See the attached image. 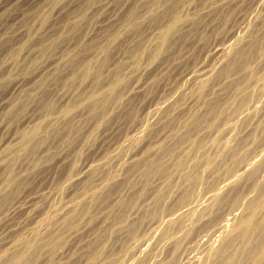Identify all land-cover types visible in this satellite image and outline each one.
Returning a JSON list of instances; mask_svg holds the SVG:
<instances>
[{"label": "rangeland", "instance_id": "rangeland-1", "mask_svg": "<svg viewBox=\"0 0 264 264\" xmlns=\"http://www.w3.org/2000/svg\"><path fill=\"white\" fill-rule=\"evenodd\" d=\"M6 1L8 2L6 4ZM26 2H24V0H0V4L6 5L4 6V8L2 9V11H0V27L2 30V33H0V57L3 61V63L0 65V81L4 79V81H7L9 83V78L8 74L9 71L10 72H14L17 75L20 76V78L23 79V82L26 81V86H24V89H33V93H34V100L29 101V104L27 105L29 107L26 108L27 111L25 110L24 112H19L16 113L17 115H15V113L12 111V107L13 104L11 105L10 102L11 100L14 98L12 96H16L18 94H21L18 92H16V90H12L15 91L14 93L12 91H10L9 88L10 87V83L8 84L7 82L5 83L3 81V87H0V98L5 96L3 101L0 100V128H2L3 132H0V139H4L6 134L8 135H12L15 136L19 133L21 126L23 127V123L25 122V120L32 118L34 115L37 116L40 113H44L45 110H47L46 115L50 116V118L52 119L50 130L52 131V129H54L55 127H61V121L63 122V120L61 119L60 114L58 112V108L60 105V103L62 102V99L64 96H68V94L71 96L72 95H76L82 92V90L84 91V89L87 86L89 87L90 90V96L89 98H85L89 99V100H81L77 103H79V105H76V117L74 119V123L77 125H80V127H75L71 133H69L68 131H65L63 129H61L59 132H56L57 136H55V138L52 139V143L51 140L46 144V146H43L44 148L40 149V152H37L35 156H37L36 158L40 157V159H38V161L36 160V158L29 156V157H24L20 159V166L17 164V168H19L20 173L22 176L27 177V184L24 183V185L19 189V191H16V193H13L14 195H11V198L15 197V199L19 196H23L20 197L22 199H24V197L27 194H30V197H27L22 205L25 206L27 204V199L30 200L32 197L33 199L36 200L35 206L33 208L35 209H29V211L27 213H22L20 212V210H17V213H14L15 218L12 219L13 221H10L11 223H17L19 219H21V216L23 219H25L26 217L30 218V215L32 213L31 216H37L35 222L37 223V225L35 224V222H33L30 227L28 226V228L26 229H22L23 231H19L18 232H10V229H7V223H6V215L9 213L8 211H6L11 203H7V202H11V198L9 201L5 202V203H1L0 200V247L3 244V241L5 238V236H10L9 239L16 237L15 235L18 234V236L16 237L17 240L23 238V237H28L29 235V229H33V228H42V230H44L45 232H48L52 229H57L60 231V229L62 230V232L64 231L62 228V224H61V220L63 219V216L68 215L69 213H67L69 211V208L72 207L74 205L73 208H77L80 209V206H82L85 203H88V205L91 206L92 210H90L91 208H89L87 211H83L82 214L78 215L77 218V223L75 225V227L71 230H65L64 233L65 235L69 236V239L72 240H68V242L66 243V245L64 244L63 248H61V250L63 249L65 251L64 255H67V261H71L73 258H79V264H91L89 261H87V253L84 251H87L88 248L91 246V244L93 243V241L95 240V237H97L98 232L104 228L107 225H113V234L110 236V238H108L106 240V248L107 249V259L105 260V263H108L109 260L111 259H118L119 262L124 263V264H133L135 263V261L137 262L138 260L143 259L147 261L146 264H150L149 262H151L153 260V262H151V264H174V263H178V264H218V261L215 259V257L212 255V253L210 252V250H206L202 247V245H196V247L198 246V248L195 247V242L196 244L199 242L197 239V236H199L198 234H201V232L203 233L207 227H209L212 222V217L214 216V212L210 209L211 204H212V195H221L225 192V190L227 189V185L229 184H233L235 181H232L231 179H229L227 181V176L225 173V168L228 165L232 164V160L230 159V155L227 152L232 145H235V141L238 139V135L240 136L243 132V134H245L247 131H252V129H256V135L254 136L255 138L250 137V141H247L248 145H245V147H243L239 152L240 154H245V152H252L256 146L258 145H262L257 152L253 153V155H250L249 157H253L254 155H258L262 149L264 148V134L261 132V128L257 127L256 124L261 122V124L264 122V80H258V81H254V82H250L249 84H247V92L249 94V100L250 104L248 107L241 109L238 112L233 113V109H232V104L234 103V101L238 100L240 98V94L239 91L237 90V88L234 87V84L231 81H235V80H241V75H243L244 73L249 72L253 67L257 66L258 69L260 70L261 75H264V68H261L260 66L264 67V48L262 49V51L259 50L258 54L256 53L253 57V59H251V61H249V63H247L245 66H243L240 71L238 72V74L236 73H232L231 77L232 78H225L221 79V77H219V70H220V66L218 62L214 61L216 60V57L212 56V52L211 49L213 48V46L215 44H217L218 42L223 41V45L227 43L226 37L228 35V33H230L232 30L236 29V38L237 41L241 40L243 41V39L245 40L247 38V36L250 34V32H255L257 34L258 31L259 34H257L258 36L261 37L262 39V43L264 47V0H175L173 2V0H139V3L136 5H132L130 8H128L132 2V0H72V2H70L71 0H63L60 3L56 4L55 6L52 7V5L50 6L47 2L48 1H52V0H25ZM31 1V2H30ZM40 1V3H39ZM77 1H79L77 3ZM82 1V2H81ZM98 1V2H97ZM113 2V6L112 2ZM142 1V2H141ZM147 1H150V3H148ZM183 3H182V2ZM206 1V3H205ZM214 1V3H213ZM239 1V2H237ZM259 1V2H258ZM13 2V4H12ZM20 2H22V4H19ZM25 4H24V3ZM43 2V3H42ZM76 2V3H75ZM97 2V3H96ZM100 2V3H99ZM110 7H109V5ZM124 2V3H122ZM153 2V3H151ZM164 2V3H163ZM168 2V3H167ZM173 2V3H172ZM196 2V3H195ZM255 2V3H254ZM34 3V4H33ZM37 3V4H36ZM68 3V4H67ZM72 3V4H71ZM74 3V4H73ZM102 3H104L106 6H108L106 8V6H102L100 7V5H103ZM126 3V4H125ZM128 3V4H127ZM155 3V4H154ZM199 3V4H198ZM231 3V4H230ZM15 4V5H14ZM39 4V5H38ZM45 4V5H44ZM62 4L61 8H59V6ZM65 4V8L63 7V5ZM96 4V5H95ZM116 4V5H115ZM123 4V6H122ZM150 4V5H149ZM220 4V5H219ZM257 4V5H256ZM259 4V5H258ZM23 5V6H22ZM69 5V6H68ZM152 5V6H151ZM177 5V7L175 6ZM182 5V6H181ZM223 5V6H222ZM240 5V7H239ZM67 6V7H66ZM75 6V7H74ZM94 6V7H93ZM98 6V7H97ZM120 6V7H119ZM151 6V7H150ZM179 6V7H178ZM200 6V7H199ZM212 6V7H211ZM219 6V7H218ZM232 6V7H231ZM9 7V8H8ZM52 7V8H51ZM63 7V8H62ZM118 7V8H117ZM126 7V8H125ZM139 7V8H138ZM149 7V9H148ZM226 7V8H225ZM230 7V8H229ZM234 7V8H233ZM86 9V14L82 13L80 15H78L77 13H81V10ZM104 8V9H103ZM115 11H113V9ZM117 8V9H116ZM121 8V9H119ZM125 8V9H124ZM169 10H168V9ZM177 8V10L182 14V23H183V31L184 34L182 33L181 35L179 34L176 38L175 42L172 43L171 45H169V47H166L163 49V51L161 50V52H157L156 54H154L155 56L150 57L149 53H151V51H153V49L155 48L156 44L158 41H156V36H153V34L150 35L151 30L155 33H157L159 31V28H157L159 26L160 23H162V21H165L168 17H169V13L171 11H174ZM180 8V9H179ZM242 8V10H241ZM60 9V10H59ZM72 9V11H71ZM94 9V10H93ZM96 9V10H95ZM112 9V10H111ZM119 9V10H118ZM124 9V10H123ZM134 9V10H133ZM202 9V10H201ZM232 9V10H231ZM5 10V11H4ZM7 10V11H6ZM55 10V12H54ZM56 10L57 13H56ZM103 10V11H102ZM106 10V12H105ZM111 10V12H110ZM118 10V11H116ZM131 10V11H130ZM13 11V12H12ZM60 11V12H59ZM95 11V14H94ZM192 11V12H191ZM212 11V12H211ZM218 11V12H217ZM232 11V12H231ZM9 12V13H8ZM21 14H20V13ZM69 16H68V14ZM77 12V13H75ZM97 12V13H96ZM99 12V14H98ZM113 12V14H112ZM121 12V13H120ZM164 12V13H163ZM202 12V13H201ZM19 13V14H17ZM48 13L49 15L46 17H43L44 14ZM51 13V14H50ZM53 13V14H52ZM56 13V16H55ZM71 13V15H70ZM73 13V14H72ZM103 13V14H101ZM109 14L106 15V14ZM120 13V14H119ZM130 13V14H129ZM134 13V14H133ZM138 13V14H137ZM159 13V14H158ZM199 13V14H198ZM211 13V14H210ZM4 14V15H3ZM6 14V15H5ZM17 14V15H16ZM37 14V15H36ZM58 14V15H57ZM84 14V15H83ZM117 14V15H116ZM129 14V15H128ZM158 14V15H157ZM227 14V15H226ZM12 15V17H11ZM24 15V16H23ZM65 15V17H64ZM78 15V17H77ZM94 15V16H93ZM103 15V16H101ZM114 15V17H113ZM122 15V16H121ZM124 15V16H123ZM157 15V16H156ZM8 16V17H6ZM14 16V18H13ZM71 16V17H70ZM85 16V17H84ZM93 16V18H92ZM96 16V18H95ZM160 16V17H159ZM15 17H18L15 18ZM43 17V18H42ZM49 20L47 21L49 23V27L47 26L48 23H46L45 18H48ZM51 17V18H50ZM53 17V18H52ZM58 17V18H57ZM83 19H82V18ZM101 18H105L106 19L109 17H111L110 21H112L111 23H117L116 25H112L111 23L104 27V28H99L102 23L104 22H97V18L100 19ZM155 17V18H154ZM206 17V18H205ZM20 18V19H19ZM71 20H70V19ZM92 18V20H91ZM95 18V19H94ZM140 18V19H139ZM154 18V19H153ZM158 18V19H157ZM203 18V19H202ZM8 19V20H5ZM10 19V20H9ZM13 19V20H12ZM17 19V20H16ZM113 19V20H112ZM215 19V20H214ZM21 20V21H20ZM53 20V21H51ZM55 20V21H54ZM73 20V22H72ZM75 20V21H74ZM81 20V21H80ZM91 20V21H90ZM154 20V21H153ZM157 20V21H156ZM201 20V21H200ZM263 20V21H262ZM3 21V23H2ZM15 21V22H14ZM44 21V22H43ZM80 21V22H78ZM88 21V22H87ZM95 21V22H94ZM119 21V23H118ZM197 21V22H196ZM206 22L207 26L204 28L202 26H204V22ZM215 21V22H214ZM11 23L9 25V23ZM13 22V23H12ZM20 22V23H19ZM54 22V23H53ZM87 22V23H86ZM122 25H120L121 23ZM152 22V23H151ZM187 22V23H186ZM190 22V23H189ZM203 24H202V23ZM212 22V23H211ZM263 22V23H262ZM51 23V24H50ZM90 23V24H89ZM93 23V24H92ZM199 23V24H198ZM201 23V24H200ZM3 24V25H2ZM5 24V26H4ZM20 24V25H18ZM39 24V25H38ZM86 24V27L85 25ZM87 24H89L87 26ZM93 26H92V25ZM95 24V25H94ZM106 24V22H105ZM38 25V27L36 26ZM73 25V26H72ZM76 25V27H75ZM92 27H91V26ZM112 25V26H111ZM162 25V24H160ZM197 25V26H196ZM198 25H200L198 27ZM202 25V26H201ZM213 25V26H212ZM237 25V26H235ZM79 26V27H78ZM116 26V27H115ZM156 26V28H155ZM188 26V27H186ZM195 26V27H194ZM209 26V27H208ZM229 26V27H228ZM243 26V27H242ZM261 26V27H260ZM15 27V28H14ZM96 27H98V30H94ZM136 27H140L141 29V33L142 35H140V37L138 36H134L136 35ZM160 27V26H159ZM193 27V28H192ZM217 27V28H216ZM8 28V29H7ZM24 28V29H23ZM27 28V29H26ZM44 28V29H43ZM48 28V29H47ZM85 28V29H84ZM88 28V29H87ZM94 28V29H93ZM157 30H155V29ZM189 28V29H188ZM192 28V29H191ZM195 28V29H194ZM238 28V29H237ZM260 30H259V29ZM23 29V30H22ZM81 29V30H80ZM97 29V28H96ZM106 29V30H105ZM187 29V30H186ZM201 29V30H199ZM204 29V30H203ZM214 29V30H213ZM258 29V31H256ZM12 32H11V31ZM16 32H15V31ZM20 32H19V31ZM27 30V31H26ZM29 30V31H28ZM74 30V31H73ZM84 30V31H83ZM86 30V31H85ZM109 30V31H108ZM191 30L192 33H191ZM239 30V31H238ZM4 31V33H3ZM91 31V33H90ZM95 31V32H94ZM97 31H100L97 33ZM197 31V32H196ZM206 31V32H205ZM215 31V32H214ZM15 32V33H14ZM31 32V33H30ZM187 32V33H186ZM194 32V33H193ZM11 33V34H10ZM21 33V34H20ZM26 35H25V34ZM48 33V35H46ZM52 33V34H51ZM54 33V34H53ZM56 33L58 35H56ZM61 33V34H60ZM86 34L85 36L83 35ZM90 34V36L88 34ZM146 33V34H145ZM149 33V34H148ZM197 33V34H196ZM239 33V34H238ZM23 34V35H22ZM36 34V35H35ZM64 34V36H63ZM95 36H93V35ZM98 34V35H97ZM105 34V35H104ZM191 34V35H190ZM18 35V36H16ZM32 35V36H31ZM41 35V36H40ZM72 35V36H71ZM81 37H80V36ZM139 35V34H138ZM148 35V36H147ZM150 35V36H149ZM263 35V38H262ZM15 36V37H13ZM47 36V37H46ZM59 36V37H58ZM67 36V37H65ZM69 36L71 39H69ZM224 36V37H223ZM4 37V38H3ZM17 37V38H16ZM24 37V38H23ZM40 37V39H39ZM43 37V38H42ZM50 37V39L48 38ZM83 37V38H82ZM239 37V38H238ZM11 38V39H9ZM13 38V39H12ZM16 38V39H15ZM20 38V40H19ZM45 38V39H44ZM56 38V40H55ZM66 38V39H65ZM74 40H73V39ZM82 38V39H80ZM85 38V39H84ZM140 38V39H139ZM29 39V40H28ZM39 39V40H38ZM48 41H47V40ZM64 39V40H63ZM90 39V40H89ZM123 39V40H122ZM223 39V40H222ZM18 40V41H17ZM26 40V43H25ZM42 40V41H41ZM52 40V41H51ZM55 40V41H54ZM72 40L70 43L69 41ZM77 40V41H76ZM83 40V41H82ZM86 42H85V41ZM140 40V41H139ZM11 41V42H10ZM66 41V43H65ZM67 41L69 43V45L67 44ZM81 41V42H80ZM89 41V43H88ZM92 41V42H91ZM108 41V42H107ZM38 42V43H36ZM40 42V44H39ZM42 42V43H41ZM47 42H52L55 45L53 47H51V51H47V53H37L38 48L41 46V44L47 43ZM62 42V43H61ZM75 42V44H74ZM84 42V44H82ZM91 42V43H90ZM143 44H141V43ZM58 43V45H57ZM63 43H65V47L63 45ZM102 43V44H100ZM19 44V45H18ZM25 45L24 48L20 54L18 55H14L13 54V50L15 51V49H17L18 47H22V45ZM73 44V45H72ZM79 44V46H78ZM136 44V45H135ZM32 45V46H31ZM35 45V46H34ZM61 45V46H60ZM63 45V46H62ZM69 47H67V46ZM76 45V46H75ZM86 45V46H85ZM144 45V46H143ZM178 45V46H177ZM233 45L234 43H230L227 46H229L228 49L226 46L227 51L225 54V60L227 59V57H229L233 51ZM30 46V47H29ZM73 46V47H71ZM78 46V47H77ZM85 46V47H84ZM89 46V47H88ZM136 46V47H135ZM15 47V48H14ZM29 47V48H28ZM34 47V48H33ZM63 47V48H62ZM76 47V48H75ZM82 47V49H81ZM14 48V49H13ZM53 48V49H52ZM57 48H60L57 49ZM62 48V49H61ZM101 48V49H100ZM134 48V49H133ZM141 48V49H140ZM26 49V50H25ZM35 49V51H34ZM68 49V50H67ZM71 49V50H70ZM76 49V50H75ZM97 49L100 50L98 51L99 54L102 55H111L110 59L116 60L115 62L119 63L116 64V67L112 69H109L107 67H105V71L103 70L98 76L94 77H90L89 79H87L86 81L85 78H83V75H80V72L82 74V63L80 62L81 59L85 56V55H89L90 57L93 56L92 53H95L97 51H95ZM112 49V50H111ZM170 49V50H169ZM30 50V51H29ZM33 52H32V51ZM63 50V51H62ZM78 50V52H76ZM90 50V51H88ZM59 51V52H57ZM65 51V52H64ZM66 51H74V53H79L78 54V58H74L72 59L71 63H67L71 57V54L66 56ZM102 51V52H101ZM32 52V53H31ZM87 52V53H86ZM101 52V53H100ZM163 52V53H162ZM175 52V53H174ZM262 52V54H261ZM7 53V54H6ZM34 53V54H33ZM57 53V54H56ZM61 53V54H60ZM62 53H64L62 55ZM86 53V54H85ZM172 53V54H171ZM10 54V55H9ZM31 54V55H30ZM47 54V55H46ZM83 54V55H82ZM94 54V55H95ZM153 54V53H152ZM8 55V56H7ZM23 55V56H22ZM35 55L34 58H32L31 60H28L30 58V56ZM46 55V56H45ZM83 57H82V56ZM127 55V56H126ZM213 57L211 58L210 57ZM43 56L45 58H43ZM52 56V57H51ZM59 56V57H58ZM60 56L61 57L60 59ZM118 56V57H117ZM11 57V58H10ZM42 57V58H41ZM68 57V58H67ZM82 57V58H80ZM113 57V58H112ZM18 58V59H17ZM21 58V59H20ZM209 60H207V59ZM7 59V60H6ZM16 59V60H15ZM48 59V60H47ZM118 59V60H117ZM174 59V60H173ZM211 59V60H210ZM215 59V60H214ZM18 60V61H17ZM34 60V61H32ZM36 60V61H35ZM39 60V61H38ZM43 60V61H42ZM54 60V61H53ZM60 60V61H58ZM68 60V61H67ZM205 60V61H204ZM213 60V61H212ZM10 61V62H8ZM13 61V62H12ZM25 61V62H24ZM38 62H42L46 63V62H54L50 67H56V69L54 71L51 72L52 75L48 76V79L46 81V85H42L40 83V77H42L41 75L43 73H46V71H43L40 75L38 74V70L35 69L34 65ZM67 61V62H66ZM162 61V62H161ZM203 61V62H202ZM207 61V62H206ZM7 64H6V63ZM57 62V63H56ZM64 62V63H63ZM75 62L77 64H75ZM110 62V61H109ZM172 62V63H170ZM205 62V63H204ZM213 64L211 68V73L213 74L210 76V74L206 77V81H208L209 84H211V88L209 89L210 91H208L206 94L210 95L211 97H207V100H209V102L211 101L212 97L213 99L217 97V95H215L216 93H214L212 91V86L213 88L220 90L219 93H221L225 99H224V106L226 111H228L227 113H229V118H226V123L222 126H220V128L217 129V131L215 132V134H219V135H223L225 138H223V143L219 146V145H215L214 141H213V137L215 136V134H211V139L210 142L208 143V145L205 147V149H208L210 152V156L213 159V164H211V166H207L205 165V159L204 158H200L198 160V163L201 164L200 167H196V173H198V175H201L202 179L199 180L200 184L197 183L198 181H195L196 179V173L193 175H188L189 173H193L191 171H189L190 168H193L195 166L196 160L197 158L192 157V158H188L187 154H182L180 161L183 163V167L181 170H177V169H172L170 170L169 174H153V178L152 176L149 180H154L155 182H162V184H164L165 180H163V176H166V180L168 182V186L170 187V191L168 193V196L166 198V206L168 207V209L166 210V206L165 209L163 211H165L163 214L167 216V213H170V211H174L175 214L178 215L179 221L177 226L174 228V234L173 236L170 238L171 240H166V238L162 239L161 238V230H157L155 229L156 225H160V226H164L165 225V216H160L156 219H152L154 218V216L149 213L148 211L145 210V208H148L147 206H150L151 204L154 205L155 201L153 202V197L151 196L154 195L153 190L151 188L148 187L147 189V195H144V197H141L139 199V202L137 204V206H133L129 207L127 210H125V212L123 213L121 211V208L119 209L118 205H119V200H121L122 196L125 195H129V193H132L133 190H135V187L133 184L135 185H141V184H145L148 180H145L144 183H142V177H143V172L145 170V166L140 165L139 168L141 170H138V172L136 171H131V180L130 183H126L125 186L123 187V189L121 190L122 192H114L111 197L109 199H107V201H105L103 203V205L101 204L100 207L96 208L94 207L93 203H94V197H98L99 194H103L107 188L109 186L112 185V183L118 181L120 182V180L122 181V179L126 180L128 178V176L130 175L128 171V165H130L131 162V155L136 152L139 148L142 149V147L144 148L142 152H140V154L138 155L140 158L144 157L145 155H147L148 153H151L155 150H157V148L161 145L164 144L163 143H158L155 144L156 142L154 141V139H156L159 134L162 135V133H166L168 134L166 137V141L171 140V138H175L177 137L179 134H181V132L183 133L186 130V122L188 119V113L191 111V109H195L194 112L197 111V113L203 112L206 108L205 105H208V101H206L203 97H201V95L199 94L201 92V90L199 89V79L194 80V77L190 75V78L187 76H184L188 71L197 69L200 67H202L201 65H206L207 63ZM213 62V63H212ZM263 62V63H262ZM12 63V64H11ZM18 63L20 64L19 66V70L23 69L24 73H21L20 71H17V66ZM81 63V65H80ZM166 63V64H165ZM170 63V64H169ZM245 63V62H244ZM10 64V66L8 65ZM60 64V65H59ZM67 64V65H66ZM75 64V65H74ZM163 64V65H162ZM165 64V65H164ZM185 64V65H184ZM8 67H7V66ZM77 65V66H76ZM159 65V66H158ZM199 65V67H198ZM12 66V67H11ZM29 66L31 67L29 69ZM61 66V68H60ZM63 66V67H62ZM170 66V67H169ZM178 66V67H177ZM207 66V65H206ZM7 67V68H6ZM15 67V68H14ZM158 67V68H157ZM162 67V68H161ZM165 67V68H164ZM189 67V68H188ZM214 67V68H213ZM217 67V69H216ZM246 67V68H245ZM2 68V69H1ZM5 68V69H4ZM27 68V69H26ZM161 71H160V69ZM164 68V69H163ZM245 68V69H244ZM261 68V69H260ZM11 69V70H10ZM15 69V70H14ZM109 69V70H108ZM202 69V68H201ZM263 69V70H262ZM6 73H5V71ZM13 70V71H12ZM28 70V71H27ZM77 70V71H75ZM79 70V71H78ZM112 70V71H111ZM122 70V71H121ZM147 70V71H146ZM165 70V71H164ZM218 70V71H216ZM246 70V72H244ZM3 71V72H2ZM31 71V74H30ZM57 71V72H56ZM109 71V72H107ZM126 71V72H125ZM143 71V72H142ZM153 71V72H152ZM242 71V72H241ZM55 72V74H53ZM60 72V73H59ZM120 73V74H124V76L127 79V82L132 80H136L138 79V83L142 84V88L140 87V90H138V92L136 90H130L129 91H125L119 96L118 94H110L109 91V87L110 85L107 86V83L111 82L112 76L114 73ZM123 72V73H122ZM151 72V73H150ZM217 72V73H216ZM4 73V74H3ZM19 73V74H18ZM57 73V74H56ZM70 73V76H69ZM75 73V74H74ZM149 73V74H148ZM23 74V75H22ZM37 75V76H36ZM58 75V76H57ZM150 75V76H149ZM152 75V76H151ZM218 77H217V76ZM7 76V77H6ZM22 76V77H21ZM26 76V77H25ZM30 76V77H28ZM36 76V77H35ZM81 76V77H80ZM100 76V77H99ZM215 76V77H213ZM52 77V78H51ZM57 77V78H56ZM69 79H68V78ZM145 77V78H144ZM31 78V79H29ZM50 78V79H49ZM135 78V79H134ZM148 78V79H147ZM152 78V79H151ZM217 78H219L217 80ZM223 78V77H222ZM28 79V80H27ZM66 79V82H65ZM79 79V80H77ZM144 79V80H143ZM191 79V80H190ZM213 79V80H212ZM75 80V81H74ZM81 80H83L82 82H80ZM147 80V82L145 81ZM193 80V81H192ZM221 80V81H220ZM224 80V82H222ZM229 80V81H228ZM143 81V82H142ZM149 81V82H148ZM190 81V82H189ZM211 81V82H210ZM215 81V82H214ZM11 82V81H10ZM60 82V83H59ZM80 82V83H79ZM89 82V83H88ZM219 82V84H218ZM257 82V83H256ZM50 83V84H49ZM56 83V84H55ZM147 83V85H146ZM152 83V84H151ZM215 83V84H214ZM225 83H228V89H226L224 91V86ZM230 83V84H229ZM236 83V82H235ZM245 82L243 81L242 86H244ZM246 83H248V81H246ZM255 83V84H254ZM35 84V85H34ZM40 84V85H39ZM82 84V85H79ZM84 84V86H83ZM89 84V85H88ZM195 84V85H194ZM213 84V85H212ZM218 84V85H216ZM261 84V85H260ZM34 85V86H33ZM54 87H53V86ZM79 85V86H78ZM173 85V86H172ZM216 85V87H215ZM224 85V86H223ZM255 85V86H254ZM50 86V87H49ZM74 86V87H73ZM77 88H76V87ZM148 86V87H147ZM189 86V87H188ZM251 86V87H250ZM33 87V88H32ZM38 87V89H37ZM62 87V88H61ZM83 87V88H82ZM93 87V88H92ZM106 87V88H105ZM108 87V88H107ZM195 87V88H194ZM250 87V88H249ZM42 88V89H41ZM61 88V89H60ZM66 88V89H65ZM99 88L101 89L99 91ZM163 88V89H162ZM60 89V90H59ZM72 89V90H71ZM74 89H75V93H74ZM82 89V90H81ZM96 89V90H95ZM143 89V90H142ZM223 89V92H222ZM80 90V91H79ZM98 90V91H97ZM147 90H148V94H147ZM9 91V92H8ZM59 91V92H57ZM65 91V92H64ZM79 91V92H78ZM97 91V92H96ZM146 91V92H144ZM164 91V92H163ZM6 92V93H5ZM22 92V91H21ZM42 92V93H41ZM57 92V93H56ZM64 92V94H62ZM67 92V93H66ZM71 92V93H70ZM100 92V93H99ZM136 92V94H134ZM143 94H141V93ZM193 92V93H192ZM212 92V93H211ZM255 92V93H254ZM17 93V94H16ZM23 93V92H22ZM74 93V94H73ZM128 95H127V94ZM139 95H138V94ZM160 95H159V94ZM3 94V95H2ZM62 94V95H61ZM92 94V95H91ZM95 94V95H94ZM152 94V95H151ZM165 94V95H164ZM192 94V95H191ZM61 95V96H60ZM126 95V96H125ZM157 95V96H156ZM159 95V97H158ZM62 98L60 99L59 98ZM66 96V97H67ZM97 96V97H105V110H104V114L102 116V118L98 121V120H94L92 119H88V112H87V105L90 104V102L92 101L93 97ZM108 96V97H107ZM114 96V97H113ZM215 96V97H214ZM9 97V98H8ZM112 97V98H111ZM137 97V98H136ZM142 97V98H141ZM161 97V98H160ZM166 97V100H164V98ZM254 97V98H253ZM12 98V99H11ZM55 98V99H54ZM58 98V99H57ZM95 98V97H94ZM118 98V99H117ZM135 100H134V99ZM154 100H153V99ZM163 98V100H162ZM202 98V99H201ZM258 100H257V99ZM117 99V100H116ZM131 99V100H130ZM180 99V100H179ZM58 100V102L56 101ZM91 100V101H90ZM116 100V101H114ZM134 100V101H133ZM158 100V101H157ZM201 100V101H200ZM204 100V101H203ZM257 102H256V101ZM142 103H141V102ZM144 101V102H143ZM152 101V102H151ZM193 101V102H192ZM198 101V103H197ZM206 101V102H205ZM4 102V103H3ZM9 102V103H6ZM50 102V103H49ZM149 104H148V103ZM186 102V103H184ZM205 102V103H203ZM6 103V104H5ZM48 103V106L47 104ZM57 103V104H56ZM82 103V104H81ZM89 103V104H88ZM129 105H128V104ZM182 103V104H181ZM197 103V104H196ZM8 104V105H7ZM33 104V106H32ZM152 104V105H151ZM181 106H180V105ZM6 105V106H5ZM174 105V106H173ZM176 105V106H175ZM191 105V106H190ZM194 105V106H193ZM256 105V106H254ZM2 106V107H1ZM12 106V107H11ZM38 106V108H37ZM58 106V108L56 107ZM132 106V107H131ZM179 106V107H178ZM190 107V108H186V107ZM193 106V107H192ZM44 107V108H42ZM178 107V108H177ZM198 107V108H197ZM205 107V108H204ZM32 108V109H31ZM135 108V109H134ZM40 109V110H39ZM51 109V110H50ZM78 109V110H77ZM131 109V110H130ZM179 109V110H178ZM181 109V110H180ZM247 109H249L247 111ZM11 110V111H9ZM28 110H31L28 112ZM127 110V111H125ZM144 110V111H143ZM146 110V111H145ZM183 110V111H182ZM188 110V111H187ZM252 110V111H251ZM259 110V111H258ZM6 114H4V112ZM34 111V112H32ZM187 111V112H186ZM246 111V112H244ZM12 112V113H11ZM27 112V113H26ZM38 112V113H37ZM58 114H56V113ZM82 112V113H81ZM130 112V113H129ZM142 112V113H141ZM184 112V113H182ZM262 112V113H261ZM30 113V115H28ZM84 113V114H83ZM245 113V114H244ZM3 114V116H2ZM18 114H20L19 117ZM22 114V115H21ZM27 114V115H26ZM80 114V115H78ZM87 114V115H86ZM231 114V115H230ZM12 115V116H11ZM24 115V117H23ZM56 115V117H55ZM59 115V116H58ZM126 115V116H125ZM174 115V116H173ZM237 115V117H236ZM263 115V117L261 116ZM18 116V117H17ZM31 116V117H30ZM79 116V117H78ZM81 116V117H80ZM85 116V117H84ZM135 116V117H134ZM149 116V117H148ZM185 118H184V117ZM243 116V117H241ZM246 118H245V117ZM250 116V117H249ZM254 116V120L251 119ZM133 117V118H132ZM9 118V119H8ZM55 118V119H54ZM60 118V119H59ZM240 118V119H239ZM245 118V119H244ZM250 118V119H249ZM257 118V119H256ZM5 119V120H4ZM8 119V120H6ZM13 119V120H12ZM21 119V120H20ZM180 119V120H179ZM238 119V120H237ZM241 119L242 123H241ZM249 119V120H248ZM258 121H256V120ZM259 119V120H258ZM80 120V121H79ZM83 120V121H81ZM116 120V121H115ZM143 121V122H140ZM252 120V121H251ZM4 121V122H3ZM22 121V123H21ZM58 121V122H57ZM113 121V122H112ZM14 122V123H13ZM19 122V123H18ZM183 122V123H182ZM239 122L241 124H239ZM18 123V124H17ZM80 123V124H79ZM141 123V124H140ZM145 123V124H143ZM235 123V124H234ZM244 123V124H243ZM249 123V124H248ZM251 123V124H250ZM20 124V125H19ZM60 124V125H59ZM139 124V125H138ZM233 124V127H232ZM255 124V126L253 127V125ZM136 125H138V127H136ZM146 125V126H145ZM167 125V126H166ZM170 125V126H168ZM230 125V126H229ZM238 125V126H237ZM242 126V128L240 126ZM244 125V126H243ZM10 126V127H9ZM15 126V127H14ZM135 126V127H134ZM143 126L144 129H143ZM250 126V127H249ZM6 127V128H5ZM9 127V128H8ZM18 127V128H17ZM74 127V126H73ZM134 127V128H133ZM140 127V128H139ZM156 127V128H155ZM236 127V128H235ZM238 127V129H237ZM253 127V128H252ZM79 130H78V129ZM138 128V129H137ZM165 128V129H164ZM170 130H169V129ZM227 128V129H226ZM245 128V129H244ZM250 128V130H249ZM11 129V130H9ZM88 129V130H87ZM125 131H124V130ZM173 129V130H172ZM236 129V130H235ZM241 129V131H239ZM8 132H7V131ZM18 130V131H17ZM79 131L78 134H74L76 133L75 131ZM127 130V131H126ZM138 130V131H137ZM172 133H168L171 132ZM233 130V131H232ZM245 130V131H243ZM12 131V132H11ZM86 133H85V132ZM119 131V132H118ZM228 131V132H227ZM231 131V134H230ZM250 131V132H251ZM259 131V132H257ZM14 132V133H13ZM123 132V133H122ZM125 132V133H124ZM142 132V133H141ZM237 132V133H236ZM240 132V133H238ZM5 133V134H4ZM12 133V134H11ZM122 133V134H121ZM150 133V134H149ZM206 133V132H205ZM233 133V134H232ZM237 135H236V134ZM252 133V132H251ZM251 133L249 134H245L246 136L251 135ZM260 133V134H259ZM4 134V135H3ZM113 134V135H112ZM204 134V133H203ZM203 134H201L200 136H202ZM68 135V137H67ZM124 135V136H123ZM156 135V136H155ZM82 136V137H81ZM119 136V137H118ZM259 136V137H258ZM4 137V138H2ZM118 137V138H117ZM123 137V138H122ZM149 137V138H148ZM155 137V138H154ZM116 138V139H115ZM122 138V139H121ZM127 138V139H126ZM236 140H235V139ZM100 139V140H99ZM120 139V140H119ZM252 139V140H251ZM0 140V141H1ZM57 140V141H56ZM67 140V141H66ZM97 140V141H96ZM104 142H103V141ZM146 140V141H145ZM235 140V141H234ZM54 141H56L54 143ZM95 141V143H94ZM145 141V142H144ZM148 141V142H147ZM213 141V142H212ZM59 142V143H58ZM112 142V143H111ZM120 142V143H119ZM151 142V143H149ZM62 143V144H60ZM102 143V146L100 145ZM110 143V144H109ZM131 143V144H130ZM144 143V145H143ZM228 143V145H227ZM59 144V145H58ZM93 146H90L92 145ZM95 144V145H94ZM150 144V145H149ZM155 144V145H154ZM190 144V143H189ZM50 145V146H49ZM56 145V146H54ZM63 145V146H62ZM89 145V147H88ZM120 145V146H119ZM148 145V146H147ZM153 145V146H151ZM184 145V144H183ZM186 146H188V144H185ZM59 146V148H58ZM99 146V147H98ZM111 146V147H110ZM126 146V147H125ZM227 146V147H226ZM7 147V146H6ZM6 147H1L0 148V158H2V162L0 160V199H1V194L4 191L5 185H6V181H3V177L4 175H2L1 172V168H2V163L9 158V149ZM47 147L50 149L47 150ZM54 147V148H53ZM56 147V148H55ZM105 147V148H104ZM113 147V148H112ZM150 147V148H149ZM208 147V148H207ZM224 149H223V148ZM3 148V149H2ZM52 148V149H51ZM61 148V150H60ZM94 148V149H93ZM103 148V150H102ZM109 148V149H106ZM117 148V149H116ZM149 148V149H147ZM262 148V149H261ZM47 151H45V150ZM58 149V150H57ZM85 149V150H84ZM87 149V151H86ZM135 149V150H134ZM152 149V150H151ZM179 149H182V147L180 148V146L177 148L176 152H179ZM55 150V151H52ZM64 150V151H63ZM89 150V151H88ZM97 150V151H96ZM108 150V151H107ZM120 150V151H119ZM148 150V151H147ZM75 151V152H74ZM94 151V152H92ZM100 153H99V152ZM105 153H104V152ZM203 151V148L199 151H197L196 153L199 155L201 152ZM264 151V149H263ZM54 152V153H52ZM56 152V153H55ZM61 152V153H60ZM64 152V153H63ZM77 152V153H76ZM130 154H128V153ZM199 152V153H198ZM45 153V154H44ZM66 153V154H65ZM89 153V155L87 154ZM92 153V154H90ZM99 153V154H98ZM264 152H262L259 158V156H257L255 165L258 164V162H262L263 158H264ZM11 154V153H10ZM48 154H52L51 159L45 158ZM56 157H55V155ZM65 154V155H62ZM73 154V155H71ZM75 154V155H74ZM94 154V155H93ZM103 160L102 163L105 164V166L103 167L102 171H100L98 173L97 176H93V178L89 177L88 180L90 181L91 185L86 186L82 183V185H80V183H73L72 181V177L75 176L73 174H76L79 169H81V165H83V163L85 164V162L89 159L92 158H96L99 155L103 156ZM44 157H43V156ZM54 155V156H53ZM59 157H58V156ZM71 155V156H70ZM88 155V156H87ZM98 155V156H97ZM122 155V156H120ZM126 155V157H125ZM7 156V157H6ZM42 156V157H41ZM68 156V157H67ZM119 156V157H118ZM124 156V157H123ZM32 157V158H31ZM55 157V158H54ZM67 157V158H66ZM70 157V158H69ZM108 157V158H107ZM138 157V158H139ZM60 158V159H59ZM72 158V159H71ZM87 158V160H86ZM112 158V160H110ZM170 156L167 155L166 159H163V162L165 164L169 163V162H173L171 160H169ZM215 158V159H214ZM223 158V159H222ZM26 159V160H25ZM32 159V160H31ZM55 159V160H54ZM67 159V160H65ZM74 159V162H72ZM85 159V160H84ZM129 159V160H127ZM30 160V162H29ZM53 160V161H51ZM61 160V162H60ZM221 160H225V162L227 163L226 166L222 167L221 170H219L218 172H211V168L212 166L218 164ZM23 161V162H22ZM25 161V162H24ZM28 161V162H27ZM44 161V162H43ZM51 161V162H50ZM63 161V162H62ZM113 161V162H112ZM33 162V163H31ZM42 162V163H41ZM57 162V163H56ZM35 163V164H34ZM47 163V164H46ZM52 163V164H50ZM60 163V164H59ZM65 163V165L63 164ZM194 163V164H193ZM22 164V165H21ZM28 164V165H27ZM42 164V165H41ZM59 164V165H57ZM63 164V166H62ZM73 164V165H72ZM81 164V165H80ZM117 164V166H116ZM124 164V165H123ZM128 164V165H127ZM25 165V167H24ZM31 165V166H30ZM48 165V166H45ZM53 165V166H52ZM67 165V166H66ZM187 165V166H186ZM233 165V164H232ZM33 166V167H32ZM35 166V167H34ZM56 166V168H55ZM70 166V169H69ZM110 166V167H109ZM127 166V167H126ZM142 166V167H141ZM28 167V168H26ZM40 167V168H39ZM44 167V168H43ZM48 167V168H46ZM54 167V168H53ZM62 167V168H61ZM68 167V169H67ZM78 167V168H77ZM107 167V168H106ZM25 168V169H24ZM35 168V169H33ZM43 168V169H42ZM53 168V169H52ZM65 168V169H64ZM189 168V169H188ZM40 169V172H39ZM48 169V170H46ZM60 169V170H59ZM64 169V170H63ZM67 169V170H66ZM251 169V166H250ZM32 170V171H31ZM63 170V172H62ZM66 170V172H65ZM69 170V171H68ZM73 170V171H72ZM105 170V171H104ZM210 170V171H209ZM47 171V172H46ZM52 171V172H51ZM130 171V170H129ZM141 171V172H139ZM183 171V172H182ZM185 171V172H184ZM187 171V172H186ZM75 172V173H73ZM109 172V174L107 173ZM124 172V173H123ZM126 172V174H125ZM209 172V173H207ZM225 174H224V173ZM23 173V174H22ZM37 173V174H36ZM61 175H60V174ZM107 173V174H106ZM122 173V174H121ZM128 173V175H127ZM134 173H136L134 175ZM54 174V175H53ZM68 178H67V176ZM100 174V176H99ZM125 174V175H124ZM140 176H139V175ZM208 174V176H206ZM244 174V173H243ZM56 175V177H54ZM106 178H105V176ZM115 175V176H114ZM118 175V176H117ZM122 175V176H121ZM187 175V176H186ZM203 175V176H202ZM221 175V176H220ZM30 176V177H29ZM39 176V177H38ZM42 176V177H41ZM49 176V177H48ZM59 176V177H57ZM67 179H64L63 177ZM242 174H239L237 177H235V180H238L239 177H241ZM98 177V179H97ZM121 177V178H120ZM208 177V178H207ZM211 177V178H210ZM219 177V179H217ZM244 177V175H243ZM242 177V178H243ZM109 178H112L109 179ZM116 178V179H115ZM137 178V179H136ZM158 178V179H157ZM161 178V179H159ZM49 179V180H48ZM64 179V180H63ZM157 179V180H156ZM206 179H210L207 180ZM217 179V180H216ZM261 179V178H260ZM264 179V176L262 177L261 180ZM47 180V181H46ZM53 180V181H52ZM60 183H58L57 181ZM96 180V181H95ZM161 180V181H160ZM185 180L188 181L187 185H189L192 181H195L194 186L196 185L197 187L193 188L192 193H190L188 196L181 198V202L180 200L177 198L179 196V193L182 192L183 187L185 186ZM56 181V182H55ZM67 181V182H66ZM93 181V182H92ZM102 181V182H101ZM133 181V183H132ZM139 181L141 183H139ZM175 181V182H174ZM204 181V182H203ZM211 181V184L209 183ZM47 182V183H46ZM74 185L72 187V184ZM51 183V184H50ZM58 183V184H56ZM132 183V184H131ZM26 184V185H25ZM43 184V185H42ZM130 184V187H129ZM202 184V185H201ZM207 184V185H206ZM210 184V187L208 186ZM2 185V186H1ZM42 185V186H41ZM47 185V186H46ZM78 185V186H77ZM99 185V186H98ZM103 185V186H102ZM128 185V186H127ZM133 185V186H132ZM199 185V186H198ZM71 186V187H70ZM80 186V187H79ZM95 187V189H93L92 187ZM107 186V187H106ZM132 186V187H131ZM202 186V187H201ZM207 186L209 187L208 189ZM215 186V187H214ZM249 184L246 185L245 187V192L247 191V188L249 189V195L251 194L252 196L255 195L256 191H254V188L250 186L249 188ZM44 187V188H43ZM47 189H46V188ZM53 190H51L50 189ZM53 187V188H52ZM69 187V188H68ZM83 187V188H82ZM85 187V188H84ZM104 187V188H103ZM128 187V188H127ZM201 187V188H200ZM213 187V188H212ZM38 188V189H37ZM41 188V189H40ZM76 190H75V189ZM80 188V189H79ZM89 190H87V189ZM132 188V190H131ZM134 188V189H133ZM180 188V189H179ZM197 188V189H196ZM224 188V189H223ZM24 189V190H23ZM44 189V190H43ZM70 189V190H69ZM86 189V190H85ZM104 189V190H103ZM182 189V190H181ZM200 189V190H199ZM218 189V191H217ZM32 190V191H31ZM36 190V191H35ZM41 192H39V191ZM56 190V191H55ZM69 190V191H68ZM90 190H92L90 192ZM129 190V191H128ZM181 190V192H180ZM196 190V191H195ZM205 190V191H204ZM49 191V192H48ZM58 191V192H57ZM66 191V192H65ZM88 193H87V192ZM126 191V193H124ZM132 191V192H131ZM149 191V192H148ZM152 191V192H151ZM200 191V192H199ZM203 191V192H202ZM214 191V192H213ZM223 191V192H222ZM37 192V193H36ZM39 192V193H38ZM72 192V193H71ZM78 192V193H77ZM83 192V193H80ZM162 192V191H161ZM196 192V193H195ZM211 194H209V193ZM216 192V193H215ZM43 193V194H42ZM46 193V194H45ZM61 193V195H59ZM65 193V194H64ZM94 193V194H93ZM99 193V194H98ZM117 193V194H116ZM144 192L141 191V193L139 194L142 195ZM151 193V194H150ZM163 193V192H162ZM188 193V192H187ZM25 194V195H24ZM41 196H40V195ZM57 196L56 199L53 196ZM83 194V195H82ZM90 194V195H89ZM116 194V195H115ZM172 194V195H171ZM184 194V193H183ZM182 194V195H183ZM207 194V195H206ZM17 195V197H16ZM32 195V196H31ZM44 195V198H42ZM49 195V196H48ZM71 195V196H70ZM82 195V196H81ZM93 198H92V196ZM99 195V196H101ZM118 195V196H117ZM171 195V196H170ZM201 195V196H200ZM250 195V196H251ZM47 198H46V197ZM52 196V197H51ZM117 196V197H116ZM208 196V197H207ZM67 197V198H66ZM75 197V198H74ZM81 197V198H80ZM87 197V198H86ZM89 197V198H88ZM120 197V198H118ZM39 198V199H37ZM41 198V200H40ZM53 198V199H51ZM69 198V199H68ZM74 198V199H73ZM117 198V199H116ZM42 199L45 201L42 202ZM53 200L50 201L49 200ZM56 201H55V200ZM58 199V200H57ZM61 199V200H59ZM65 199V200H64ZM205 199V200H204ZM67 200V201H66ZM110 200L112 202H110ZM118 202H117V201ZM148 200V201H147ZM208 200V201H207ZM247 198H243V200L233 206L232 208H230L228 211L230 212V210H234V212L237 214V216H240L244 211V208L246 206V201ZM47 201V202H46ZM84 201V203H83ZM86 201V202H85ZM245 201V202H244ZM41 202V203H39ZM54 202V203H53ZM67 202V203H66ZM117 202V203H116ZM64 203V204H63ZM70 205H69V204ZM73 203V204H72ZM82 203V204H81ZM111 207H110V204ZM141 203V204H140ZM147 203V204H146ZM168 203V204H167ZM208 203V204H206ZM10 204V205H9ZM45 204V205H44ZM56 204V205H55ZM68 204V205H67ZM105 204V205H104ZM107 204V205H106ZM150 204V205H149ZM184 204V205H183ZM7 207H6V206ZM9 205V206H8ZM37 205H38V210H37ZM44 205V206H43ZM115 205V206H114ZM152 205V207H153ZM178 205V206H177ZM205 205V206H204ZM49 206V207H48ZM62 206V207H61ZM64 206V208H63ZM117 206V207H116ZM41 207V208H40ZM47 207V208H46ZM105 209H104V208ZM140 207V208H139ZM239 207V208H238ZM244 207V208H243ZM96 208V209H94ZM101 208V209H99ZM139 208V209H138ZM172 208V210H171ZM198 208V209H196ZM202 208V209H201ZM206 208H209V211H207V213L205 212L204 215L205 217L202 218L201 220H199L200 222L195 221L197 218V215L202 212V210L204 211ZM242 208V209H241ZM41 209V210H40ZM63 209V210H62ZM67 209V210H66ZM108 209V210H107ZM118 209V211H117ZM143 209V210H141ZM170 209V210H169ZM176 209V210H175ZM195 209V210H194ZM58 210V211H56ZM66 210V211H65ZM102 210V211H101ZM111 210V211H110ZM137 210V211H135ZM141 210V211H140ZM169 210V212H168ZM197 210V212H196ZM240 210V212H239ZM19 211V212H18ZM35 211V213H34ZM42 211V212H41ZM54 211V212H53ZM62 211V212H59ZM65 211V212H64ZM93 211V212H92ZM98 211V212H97ZM100 211V212H99ZM107 211H108V215H107ZM117 211V212H116ZM130 211V214H129ZM145 211V212H144ZM200 211V212H198ZM6 212V213H5ZM31 212V213H29ZM41 212V213H39ZM104 212V213H102ZM115 212L117 214H115ZM119 212V213H118ZM140 212V213H139ZM144 212V213H141ZM167 212V213H166ZM19 213V214H18ZM39 213V214H38ZM93 213V214H92ZM96 213V214H95ZM101 215H99V214ZM114 213V214H113ZM121 213V215L119 216V214ZM135 213V214H133ZM198 213V214H197ZM239 213V214H238ZM1 214H3L1 216ZM16 214V215H15ZM22 214V215H20ZM35 214V215H34ZM63 214V215H61ZM112 214V217H111ZM132 214V215H131ZM141 216V223L138 228V232L136 233V236L133 235H129L127 230L124 231L125 227L124 226H128V223L131 224L130 220L132 218H137L140 215ZM144 214V216H143ZM18 215V216H17ZM53 215V216H52ZM56 215V216H55ZM59 215V216H58ZM88 215L90 217H88ZM92 215V216H91ZM96 217H95V216ZM105 215V216H104ZM116 215V216H115ZM118 215V216H117ZM130 215V216H129ZM150 217H149V216ZM185 215V216H184ZM188 215V216H187ZM80 216V217H79ZM94 216V217H93ZM97 216L99 217L97 220ZM102 216V217H101ZM104 216V217H103ZM147 216V217H146ZM19 217V219H18ZM48 217H52L53 222L49 221V219H47ZM60 217V218H59ZM82 217V218H81ZM87 217V218H86ZM108 217V218H107ZM110 217V218H109ZM116 217V218H115ZM118 217V218H117ZM120 217V218H119ZM163 217V218H162ZM33 218V220H34ZM101 218V219H100ZM107 218V219H106ZM112 218V219H111ZM126 218L128 220H126ZM182 218V219H180ZM17 219V220H16ZM55 219L57 220V222L55 221ZM61 219V220H60ZM87 219V220H85ZM92 219V220H91ZM195 219V220H194ZM208 219V220H207ZM52 220V219H50ZM60 220V221H59ZM80 220V221H79ZM94 220V221H93ZM97 220V221H96ZM103 220V221H101ZM112 220V221H111ZM118 222H116V221ZM152 220V221H151ZM154 220V221H153ZM164 220V221H163ZM192 220V221H190ZM15 221V222H14ZM42 221V222H41ZM86 221V222H85ZM93 221V222H92ZM100 221V222H99ZM110 221V222H109ZM122 221V222H119ZM188 221V222H187ZM190 221V222H189ZM205 221L207 223H205ZM9 222V223H10ZM47 222V224H46ZM99 222V223H98ZM101 222L103 224H101ZM110 224H107V223ZM113 222V223H112ZM155 222V223H154ZM4 223V224H3ZM55 223V228H54V224ZM83 223V224H82ZM92 223V224H90ZM112 223V224H111ZM117 223V224H116ZM119 223V224H118ZM145 223L147 225H145ZM150 223V224H149ZM167 223V222H166ZM230 224L227 225L229 230L232 227L231 222H229ZM81 226H80V225ZM85 224V225H84ZM182 224V225H181ZM201 224V226L199 225ZM226 224V221H225ZM3 225V226H1ZM83 225V226H82ZM94 225V227H93ZM105 225V226H104ZM152 225V227L150 226ZM187 227H185V226ZM190 225V226H189ZM199 225V226H198ZM53 226V227H52ZM61 226V227H59ZM99 226V228L97 227ZM146 226V227H145ZM181 226V227H180ZM198 226V227H197ZM4 227V228H3ZM78 229H77V228ZM82 229H81V228ZM90 227V228H89ZM122 227V228H121ZM149 227V229H148ZM193 227V228H192ZM206 227V228H205ZM6 228V230H4ZM47 228V229H46ZM86 228V229H85ZM89 228V229H87ZM101 228V229H100ZM119 229L118 231H115L117 229ZM124 228V229H123ZM146 230H145V229ZM179 228V229H178ZM181 228V230H180ZM183 228V229H182ZM197 228V229H196ZM200 230H199V229ZM77 229V230H76ZM95 232H94V230ZM122 231H121V230ZM202 229V230H201ZM76 230V232H74ZM85 230V231H84ZM92 230V231H91ZM150 230V231H149ZM197 230V231H195ZM67 231V232H66ZM78 231V233H77ZM83 234H82V232ZM90 231V232H87ZM115 231V232H114ZM144 231V232H143ZM189 231V235L192 236V238H188L182 241L181 245L175 249L173 242L175 241V239L182 237L183 234L187 233ZM2 232H6V233H2ZM8 232V234H7ZM9 232L11 233V235L9 234ZM43 232V233H45ZM74 232V234H72ZM86 232V233H84ZM119 232V233H117ZM141 232V233H140ZM160 234H159V233ZM191 232V233H190ZM194 232V233H193ZM3 235H2V234ZM23 233V235H22ZM93 233V234H92ZM150 233V234H149ZM152 233V234H151ZM158 233V234H157ZM86 234V235H85ZM180 236H177V235ZM193 234V235H192ZM25 235V236H24ZM73 235V236H72ZM88 235V236H87ZM91 235V236H90ZM93 235V236H92ZM118 235V236H117ZM139 235V236H138ZM146 235V236H145ZM157 235V236H156ZM188 235V236H189ZM67 236V237H68ZM90 236V237H89ZM120 236V237H119ZM148 236V237H147ZM159 236V237H158ZM215 236V235H214ZM220 234L218 233L216 235V238L212 237L213 239H215L213 241V239H210V248H216L218 247L219 243L222 242L223 238L222 236L219 237ZM21 237V238H20ZM127 237V238H126ZM130 237V240H129ZM135 237V238H134ZM153 237H157V238H153ZM185 237V236H184ZM219 237V238H218ZM79 238V240L77 239ZM88 238V239H87ZM92 238V240H91ZM94 238V239H93ZM124 238V239H123ZM74 239V240H73ZM82 239V240H81ZM153 239V240H152ZM162 239V240H161ZM197 239V240H196ZM149 240V241H147ZM156 243H155V241ZM161 242H160V241ZM174 240V241H173ZM192 240L193 241V245H192ZM215 242V243H211ZM16 241V240H15ZM78 241V243L76 242ZM146 241L148 243H146ZM152 241V242H151ZM158 241V242H157ZM83 242V243H81ZM86 242V243H85ZM142 242H145L147 247L144 246L145 250H143V248L140 250L139 246L142 244ZM191 242V244H190ZM218 242V243H217ZM74 244V245H70ZM77 243V244H76ZM111 243H113L111 245ZM152 243V244H151ZM170 243V244H168ZM186 243V244H185ZM217 243V244H216ZM69 244V245H68ZM82 244V245H81ZM84 244V246H83ZM109 244V245H108ZM154 244V246H153ZM189 244V245H188ZM199 244H201L199 242ZM221 244V243H220ZM68 245V246H67ZM77 245V246H76ZM81 245V246H80ZM124 245V246H123ZM149 245V246H148ZM152 245V246H150ZM158 245V246H157ZM168 245V246H167ZM170 245V246H169ZM172 245V246H171ZM188 245V246H185ZM214 245V246H213ZM70 246V247H69ZM72 246V248H71ZM89 246V247H88ZM164 246V247H163ZM191 246V248H190ZM80 247V248H78ZM112 247V249H110ZM152 249H150V248ZM166 247V248H165ZM173 247V248H172ZM183 247V248H182ZM195 247V248H193ZM66 248V249H65ZM81 248H83L81 250ZM171 253H169L167 251ZM187 248V249H186ZM192 249V250H189ZM200 248V249H199ZM203 248V250H202ZM72 249L74 252H72ZM85 249V250H84ZM116 249V251H115ZM154 249V250H153ZM182 249V250H181ZM59 249V252L61 251ZM62 250V251H63ZM70 253H69V251ZM78 250V251H77ZM110 250V252H108ZM113 250V251H112ZM182 252H181V251ZM188 250V251H186ZM199 252H198V251ZM63 251V252H64ZM68 251V252H67ZM82 251V252H81ZM136 251V252H135ZM149 251V252H148ZM195 253V254H193ZM197 251V252H196ZM63 252H60L61 254H63ZM76 252V253H75ZM79 252V253H78ZM113 252V253H112ZM139 252V253H138ZM185 252V253H184ZM209 254H208V253ZM69 253V254H68ZM74 253V254H73ZM84 253V254H83ZM126 253V254H124ZM144 253V254H143ZM149 255H148V254ZM173 253V254H172ZM179 254L178 256H176L177 254ZM183 253V254H182ZM192 253V255L190 256V254ZM204 253V254H202ZM0 259L2 257V253H0ZM76 254H78V256H76ZM109 254V255H108ZM117 254V255H116ZM130 256H129V255ZM136 254V255H134ZM185 254V255H184ZM198 254V255H197ZM45 255V256H44ZM44 254L40 257L41 260H36L34 264H53V261L51 262V260H48V255ZM72 255V257H71ZM81 255V256H80ZM171 255V256H170ZM189 255V256H188ZM201 255V256H200ZM208 255V256H207ZM210 255V256H209ZM85 256V257H83ZM145 256V257H144ZM167 256V257H166ZM175 258H174V257ZM180 256V257H179ZM199 256V257H198ZM213 258H212V257ZM43 257L44 260L42 259ZM70 257V258H69ZM155 257V258H154ZM182 257V258H181ZM187 257V258H186ZM194 257V258H193ZM38 258V259H40ZM75 258V259H76ZM83 258V259H82ZM150 258V259H149ZM164 258V259H163ZM173 258V259H172ZM178 260H177V259ZM180 258V259H179ZM210 260H209V259ZM46 259V260H45ZM71 259V260H70ZM74 259V260H75ZM130 259V260H129ZM160 259V260H159ZM169 259L171 260V262H169ZM185 259V260H184ZM188 259V260H187ZM205 259V260H204ZM66 259H63L62 263H64ZM77 260V261H78ZM151 260V261H150ZM196 260V261H195ZM209 260V261H208ZM51 263H50V262ZM87 261V263H86ZM163 261V262H162ZM174 261V262H173ZM184 261V262H183ZM186 261V262H185ZM199 261V262H198ZM216 261V262H214ZM41 262V263H40ZM81 262V263H80ZM157 262V263H156ZM167 262V263H166ZM182 262V263H181ZM204 262V263H203Z\"/></svg>", "mask_w": 264, "mask_h": 264}, {"label": "bare ground", "instance_id": "bare-ground-1", "mask_svg": "<svg viewBox=\"0 0 264 264\" xmlns=\"http://www.w3.org/2000/svg\"><path fill=\"white\" fill-rule=\"evenodd\" d=\"M14 1V0H13ZM19 1V0H18ZM36 1V0H35ZM41 1V0H40ZM40 1H39V3H40ZM61 1H63V0H52V1H48L47 3L51 6L52 5V7L53 6H55L56 4H58V3H60ZM84 1V0H83ZM102 1H105V0H102ZM108 1V0H107ZM116 1V0H115ZM122 1H124V0H122ZM152 1V0H151ZM167 1V0H166ZM175 0H173V2H174ZM179 1V0H178ZM194 1V0H193ZM241 1V0H240ZM24 2H26L25 0H24ZM23 2V3H24ZM31 2V1H30ZM70 2H72V0L70 1ZM79 1H77V3H78ZM82 2V1H81ZM98 2V1H97ZM96 2V3H97ZM112 2V1H111ZM120 2V1H119ZM118 2V3H119ZM129 2H130V0H129ZM139 3V0H132V2H131V4H129L130 6L128 7V8H130L132 5H134V4H136V3ZM142 2V1H141ZM148 3H150V1H147ZM153 2H154V0H153ZM153 2H151V3H153ZM172 2V3H173ZM176 2V1H175ZM182 2V1H181ZM237 2H239V1H237ZM259 2V1H258ZM1 3H2V0H1ZM8 2L6 1V4H7ZM43 3V2H42ZM76 3V2H75ZM100 3V2H99ZM117 3V1H116V4H118ZM122 3H124V2H122ZM137 3V4H138ZM164 3V2H163ZM168 3V2H167ZM183 3V2H182ZM196 3V2H195ZM205 3H206V1H205ZM213 3H214V1H213ZM255 3V2H254ZM12 4H13V2H12ZM19 4H22V2H20ZM25 4V3H24ZM34 4V3H33ZM37 4V3H36ZM68 4V3H67ZM72 4V3H71ZM74 4V3H73ZM103 5H100V7H102V6H104L105 4L104 3H102ZM107 4H108V2H107ZM115 4V5H116ZM120 4V3H119ZM118 4V5H119ZM126 4V3H125ZM128 4V3H127ZM136 4V5H137ZM155 4V3H154ZM199 4V3H198ZM231 4V3H230ZM15 5V4H14ZM39 5V4H38ZM45 5V4H44ZM96 5V4H95ZM109 5V4H108ZM150 5V4H149ZM220 5V4H219ZM257 5V4H256ZM259 5V4H258ZM4 6H6V5H3V4H0V11H2V9L4 8ZM23 6V5H22ZM61 6H62V4L59 6V8H61ZM69 6V5H68ZM106 6V5H105ZM111 6H113V2H112V5ZM122 6H123V4H122ZM152 6V5H151ZM150 6V7H151ZM176 7H177V5H175ZM182 6V5H181ZM223 6V5H222ZM51 7V8H52ZM63 7L65 8V4L63 5ZM62 7V8H63ZM67 7V6H66ZM75 7V6H74ZM94 7V6H93ZM98 7V6H97ZM108 6H106V8H107ZM109 7H110V5H109ZM114 7V6H113ZM120 7V6H119ZM133 7V6H132ZM179 7V6H178ZM200 7V6H199ZM212 7V6H211ZM219 7V6H218ZM232 7V6H231ZM239 7H240V5H239ZM9 8V7H8ZM118 8V7H117ZM116 8V9H117ZM126 8V7H125ZM124 8V9H125ZM134 8V7H133ZM139 8V7H138ZM226 8V7H225ZM230 8V7H229ZM234 8V7H233ZM104 9V8H103ZM113 9V8H112ZM111 9V10H112ZM119 9H121V8H119ZM118 9V10H119ZM123 9V10H124ZM148 9H149V7H148ZM168 9V8H167ZM180 9V8H179ZM60 10V9H59ZM94 10V9H93ZM96 10V9H95ZM111 10H110V12H111ZM118 10H116V11H118ZM134 10V9H133ZM169 10V9H168ZM202 10V9H201ZM232 10V9H231ZM241 10H242V8H241ZM264 10V9H263ZM5 11V10H4ZM7 11V10H6ZM57 11L58 10H56V13H57ZM71 11H72V9H71ZM82 12L81 13H77V12H75V13H77L78 15H80V14H82V13H84V14H86V9L84 10V8H83V10H81ZM103 11V10H102ZM113 11H115L114 9H113ZM131 11V10H130ZM13 12V11H12ZM54 12H55V10H54ZM60 12V11H59ZM105 12H106V10H105ZM181 12V11H180ZM178 10H177V8L174 10V11H171L170 13H169V17L165 20V21H162V23H160V24H162V25H160L159 24V26L157 27V28H159V31L157 32V33H155L154 34V30L152 31L151 30V33H150V35L151 34H153V36H156L155 38H156V41H158L157 42V44H156V46H155V48L153 49V51H151V53H149V55H150V57H153V56H155L154 54H156L157 52H161V50L163 51V49L164 48H166V47H169V45H171L172 43H174L175 42V44H176V42L177 41H175L176 40V38H178L177 36L180 34H184V32L185 31H183L184 29H183V23H182V21H183V19H182V14L180 13ZM192 12V11H191ZM212 12V11H211ZM218 12V11H217ZM232 12V11H231ZM9 13V12H8ZM20 13V12H19ZM19 13H17V14H19ZM22 13V12H21ZM20 13V14H21ZM56 13H55V16H56ZM97 13V12H96ZM121 13V12H120ZM119 13V14H120ZM164 13V12H163ZM202 13V12H201ZM16 14V15H17ZM51 14V13H50ZM53 14V13H52ZM67 14H68V12H67ZM73 14V13H72ZM83 14V15H84ZM94 14H95V11H94ZM98 14H99V12H98ZM101 14H103V13H101ZM112 14H113V12H112ZM130 14V13H129ZM128 14V15H129ZM134 14V13H133ZM138 14V13H137ZM159 14V13H158ZM157 14V15H158ZM199 14V13H198ZM211 14V13H210ZM4 15V14H3ZM6 15V14H5ZM37 15V14H36ZM49 14L48 13H46V14H44L43 15V17H46V16H48ZM58 15V14H57ZM70 15H71V13H70ZM78 15H77V17H78ZM104 15V14H103ZM103 15H101V16H103ZM106 15H108L109 16V14L107 13ZM117 15V14H116ZM156 15V16H157ZM227 15V14H226ZM24 16V15H23ZM68 16H69V14H68ZM94 16V15H93ZM93 16H92V18H93ZM122 16V15H121ZM124 16V15H123ZM6 17H8V16H6ZM11 17H12V15H11ZM42 17V18H43ZM64 17H65V15H64ZM71 17V16H70ZM85 17V16H84ZM113 17H114V15H113ZM160 17V16H159ZM13 18H14V16H13ZM15 18H17L18 19V17H15ZM51 18V17H50ZM53 18V17H52ZM58 18V17H57ZM79 18V17H78ZM82 18V17H81ZM92 18H91V20H92ZM95 18H96V16H95ZM94 18V19H95ZM155 18V17H154ZM153 18V19H154ZM206 18V17H205ZM2 19V18H1ZM0 19V20H1ZM16 19V20H17ZM20 19V18H19ZM70 19V18H69ZM83 19V18H82ZM98 20H97V22H106V24H105V22L104 23H102V25L99 27L100 29L101 28H104V27H106V26H108L112 21H110V19H111V17L109 18H107L106 19V17L104 18H101L100 17V19L99 18H97ZM140 19V18H139ZM158 19V18H157ZM203 19V18H202ZM264 19V18H263ZM5 20H8V19H5ZM10 20V19H9ZM13 20V19H12ZM49 20V17L48 18H45V21H46V23H48L47 21ZM71 20V19H70ZM90 20V21H91ZM113 20V19H112ZM215 20V19H214ZM21 21V20H20ZM51 21H53V20H51ZM55 21V20H54ZM75 21V20H74ZM81 21V20H80ZM80 21H78V22H80ZM154 21V20H153ZM157 21V20H156ZM201 21V20H200ZM263 21V20H262ZM15 22V21H14ZM44 22V21H43ZM72 22H73V20H72ZM88 22V21H87ZM86 22V23H87ZM95 22V21H94ZM197 22V21H196ZM204 22V26H202V27H206L207 26V24L209 23H207L206 24V22L205 21H203ZM215 22V21H214ZM2 23H3V21H2ZM9 23V22H8ZM13 23V22H12ZM20 23V22H19ZM54 23V22H53ZM74 23V22H73ZM118 23H119V21H118ZM121 23V22H120ZM152 23V22H151ZM187 23V22H186ZM190 23V22H189ZM202 23V22H201ZM200 23V24H201ZM212 23V22H211ZM263 23V22H262ZM1 24V23H0ZM11 23H9V25H10ZM51 24V23H50ZM90 24V23H89ZM89 24H87V26L89 25ZM93 24V23H92ZM91 24V25H92ZM112 25H114L113 23H111ZM117 24V23H116ZM115 24V25H116ZM199 24V23H198ZM203 24V23H202ZM3 25V24H2ZM18 25H20V24H18ZM39 25V24H38ZM38 25H36L37 27H38ZM49 25V23L47 24V26ZM85 25V27H86V24H84ZM90 25V26H91ZM95 25V24H94ZM111 25V26H112ZM120 25H122V23L120 24ZM209 25V24H208ZM4 26H5V24H4ZM73 26V25H72ZM93 26V25H92ZM91 26V27H92ZM197 26V25H196ZM200 25H198V27H199ZM213 26V25H212ZM235 26H237V25H235ZM0 27H2V26H0ZM49 27V26H48ZM75 27H76V25H75ZM79 27V26H78ZM116 27V26H115ZM186 27H188V26H186ZM195 27V26H194ZM209 27V26H208ZM229 27V26H228ZM243 27V26H242ZM261 27V26H260ZM3 28V27H2ZM15 28V27H14ZM97 28V29H96ZM94 30L96 31V30H98V27H96ZM155 28H156V26H155ZM154 28V29H155ZM193 28V27H192ZM191 28V29H192ZM200 28V27H199ZM217 28V27H216ZM8 29V28H7ZM24 29V28H23ZM22 29V30H23ZM27 29V28H26ZM44 29V28H43ZM48 29V28H47ZM85 29V28H84ZM88 29V28H87ZM189 29V28H188ZM195 29V28H194ZM238 29V28H237ZM259 29V28H258ZM258 29L256 30V31H258ZM2 29L0 28V33H2V31H1ZM81 30V29H80ZM106 30V29H105ZM136 32H135V34L136 35H134V36H139L140 37V35H142V33H141V29H140V27H136ZM156 30V29H155ZM187 30V29H186ZM199 30H201V29H199ZM204 30V29H203ZM214 30V29H213ZM260 30V29H259ZM11 31V30H10ZM15 31V30H14ZM17 31V30H16ZM15 31V32H16ZM19 31V30H18ZM27 31V30H26ZM29 31V30H28ZM74 31V30H73ZM84 31V30H83ZM86 31V30H85ZM94 31V32H95ZM109 31V30H108ZM157 31V30H156ZM192 31L193 30H191V33H192ZM239 31V30H238ZM253 31V30H252ZM250 32V34L247 36V38L244 40L243 39V41H241V40H239V41H237V38H236V34H237V32H236V29L235 30H232L230 33H228V35H227V37H226V40H227V43L226 44H224L223 45V41L221 42V39H220V42H218L217 44H215L214 46H213V48L211 49V52L213 53L212 54V56L213 57H216V60L214 61V63L215 62H218L219 63V65H221L220 66V70H219V77H221V79H224V77L225 78H232L231 77V74L232 73H236V74H238V72L240 71V69L243 67V66H245L247 63H249V61H251V59H253L255 56V54L257 53L258 54V52H259V50L260 51H262V49L264 48V47H262L263 46V43H262V39H261V37L260 36H258L257 34H259V32L261 31H258L257 32V34L255 33V32ZM12 32V31H11ZM14 32V33H15ZM20 32V31H19ZM98 32H100V31H97V33ZM197 32V31H196ZM206 32V31H205ZM215 32V31H214ZM3 33H4V31H3ZM31 33V32H30ZM90 33H91V31H90ZM187 33V32H186ZM194 33V32H193ZM261 33V32H260ZM11 34V33H10ZM21 34V33H20ZM25 34V33H24ZM27 34V33H26ZM25 34V35H26ZM52 34V33H51ZM54 34V33H53ZM61 34V33H60ZM88 34V33H87ZM139 34V35H138ZM146 34V33H145ZM149 34V33H148ZM197 34V33H196ZM239 34V33H238ZM23 35V34H22ZM36 35V34H35ZM46 35H48V33L46 34ZM56 35H58L57 33H56ZM83 35L85 36L86 34H84L83 33ZM89 36H90V34H88ZM93 35V34H92ZM98 35V34H97ZM105 35V34H104ZM149 35V36H150ZM191 35V34H190ZM1 36V35H0ZM16 36H18V35H16ZM32 36V35H31ZM41 36V35H40ZM63 36H64V34H63ZM72 36V35H71ZM80 36V35H79ZM82 36V35H81ZM80 36V37H81ZM94 36V35H93ZM148 36V35H147ZM152 36V35H151ZM13 37H15V36H13ZM19 37V36H18ZM47 37V36H46ZM59 37V36H58ZM65 37H67V36H65ZM95 37V36H94ZM224 37V36H223ZM4 38V37H3ZM17 38V37H16ZM15 38V39H16ZM24 38V37H23ZM43 38V37H42ZM49 39H50V37H48ZM83 38V37H82ZM82 38H80V39H82ZM239 38V37H238ZM262 38H263V35H262ZM9 39H11V38H9ZM13 39V38H12ZM39 39H40V37H39ZM38 39V40H39ZM45 39V38H44ZM66 39V38H65ZM69 39H71L70 38V36H69ZM73 39V38H72ZM85 39V38H84ZM140 39V38H139ZM19 40H20V38H19ZM29 40V39H28ZM47 40V39H46ZM55 40H56V38H55ZM54 40V41H55ZM64 40V39H63ZM74 40V39H73ZM90 40V39H89ZM123 40V39H122ZM264 40V39H263ZM18 41V40H17ZM21 41V40H20ZM42 41V40H41ZM48 41V40H47ZM52 41V40H51ZM57 41V40H56ZM72 40H70L69 41V43L71 42ZM77 41V40H76ZM83 41V40H82ZM85 41V40H84ZM140 41V40H139ZM11 42V41H10ZM81 42V41H80ZM86 42V41H85ZM92 42V41H91ZM90 42V43H91ZM108 42V41H107ZM25 43H26V40H25ZM36 43H38V42H36ZM42 43V42H41ZM62 43V42H61ZM65 43H66V41H65ZM65 43H63V45L65 44ZM69 43H68V41H67V44L69 45ZM88 43H89V41H88ZM141 43V42H140ZM232 44V43H234V45H233V51H232V53H231V55L229 56V57H227V59L225 60V54H226V52L225 51H227V49H226V46L228 45V44ZM39 44H40V42H39ZM74 44H75V42H74ZM82 44H84V42L82 43ZM100 44H102V43H100ZM141 44H143V43H141ZM19 45V44H18ZM55 44L54 43H52V42H47V43H44V44H41V46L38 48V51H37V53L38 52H40V53H47V51L49 50V51H51L50 49H51V47H53ZM57 45H58V43H57ZM62 45V46H63ZM70 45H71V43H70ZM73 45V44H72ZM136 45V44H135ZM25 45L23 44L22 45V47H18L17 49H15V51L13 50V54L14 55H18V54H20L21 53V51L24 49V48H26V47H24ZM32 46V45H31ZM35 46V45H34ZM61 46V45H60ZM67 46V45H66ZM76 46V45H75ZM78 46H79V44H78ZM77 46V47H78ZM86 46V45H85ZM84 46V47H85ZM144 46V45H143ZM178 46V45H177ZM30 47V46H29ZM28 47V48H29ZM64 47H65V45H64ZM67 47H69V46H67ZM71 47H73V46H71ZM89 47V46H88ZM136 47V46H135ZM229 46H227V48H228ZM15 48V47H14ZM13 48V49H14ZM34 48V47H33ZM63 48V47H62ZM61 48V49H62ZM70 48V47H69ZM76 48V47H75ZM53 49V48H52ZM57 49H59L60 50V48H57ZM81 49H82V47H81ZM101 49V48H100ZM134 49V48H133ZM141 49V48H140ZM229 49V48H228ZM26 50V49H25ZM68 50V49H67ZM71 50V49H70ZM76 50V49H75ZM112 50V49H111ZM170 50V49H169ZM230 50V49H229ZM30 51V50H29ZM32 51V50H31ZM34 51H35V49H34ZM63 51V50H62ZM88 51H90V50H88ZM95 51H97V49L95 50ZM98 51H100V50H98ZM96 52V54L95 53H92L91 51V53L93 54V56H89V55H85L83 58L82 57H80V58H82L81 59V63H82V65H81V63H80V65L82 66V74H81V72H80V75H83V78H85V80L84 81H86L87 79H89L90 77H94L95 78V76H98L104 69H105V67H107V68H109V69H112L113 70V68H115L116 67V64H119V63H117V62H115L116 60H113V59H110V54L108 55H102V57H101V54H99V52ZM33 52V51H32ZM31 52V53H32ZM36 52V51H35ZM57 52H59V51H57ZM65 52V51H64ZM76 52H78V50L76 51ZM102 52V51H101ZM100 52V53H101ZM71 54V57H69L70 58V60L67 62V63H71V62H74V61H72V59H74V58H78L79 56H78V54L77 53H74V51H66V56L67 55H69V54ZM87 53V52H86ZM85 53V54H86ZM153 53V54H152ZM163 53V52H162ZM175 53V52H174ZM7 54V53H6ZM34 54V53H33ZM57 54V53H56ZM61 54V53H60ZM64 53H62V55H63ZM95 54V55H94ZM172 54V53H171ZM261 54H262V52H261ZM10 55V54H9ZM31 55V54H30ZM38 55H39V53H38ZM47 55V54H46ZM45 55V56H46ZM151 55H153V56H151ZM8 56V55H7ZM23 56V55H22ZM64 56V55H63ZM63 56H60V59H61V57H63ZM127 56V55H126ZM254 56V57H253ZM35 57V55H33V56H30V58L28 59V60H31L32 58H34ZM52 57V56H51ZM59 57V56H58ZM118 57V56H117ZM210 57H211V55H210ZM213 57H211V58H213ZM11 58V57H10ZM42 58V57H41ZM43 58H45L44 56H43ZM64 58V57H63ZM68 58V57H67ZM113 58V57H112ZM0 59H1V57H0ZM18 59V58H17ZM21 59V58H20ZM65 59V58H64ZM207 59V58H206ZM7 60V59H6ZM16 60V59H15ZM48 60V59H47ZM118 60V59H117ZM174 60V59H173ZM208 60V59H207ZM211 60V59H210ZM254 60V59H253ZM18 61V60H17ZM32 61H34V60H32ZM36 61V60H35ZM39 61V60H38ZM37 61V63L34 65V67H35V69H37L38 71V74L37 75H40L43 71H46V73H43L41 76L42 77H40L41 79L39 80L40 81V83L42 84V85H46L47 83H46V81H47V79H48V76L49 75H52L51 74V72L52 71H54L55 69H56V67L54 66V67H50L54 62H52V61H50V62H46V63H43V64H41L42 62H38ZM43 61V60H42ZM54 61V60H53ZM58 61H60V60H58ZM110 61V62H109ZM205 61V60H204ZM209 61V60H208ZM213 61V60H212ZM8 62H10V61H8ZM13 62V61H12ZM25 62V61H24ZM162 62V61H161ZM203 62V61H202ZM207 62V61H206ZM245 62V63H244ZM264 62V61H263ZM262 62V63H263ZM3 63V61L2 60H0V65ZM6 63V62H5ZM57 63V62H56ZM64 63V62H63ZM170 63H172V62H170ZM169 63V64H170ZM205 63V62H204ZM213 63V62H212ZM4 64V63H3ZM7 64V63H6ZM12 64V63H11ZM75 64H77L76 62H75ZM74 64V65H75ZM166 64V63H165ZM164 64V65H165ZM9 66H10V64H8ZM60 65V64H59ZM67 65V64H66ZM78 65V64H77ZM76 65V66H77ZM163 65V64H162ZM185 65V64H184ZM207 65V66H206ZM206 65H201L202 67H200V69L199 68H197V69H194V70H191V71H188L184 76H188L189 78H190V75L191 76H193L194 77V80H196V79H199L200 81V85L198 86L199 87V89L201 90V92L199 93L200 95H201V97H203L206 101H208L209 102V100L210 99H208L207 100V97H211V96H209L210 95V93H209V95H207L206 93L208 92V91H210L209 89L211 88V84H209L208 83V81H206V77L211 73V68H210V66L212 67V65L213 64H211L210 65V63L208 62ZM264 65V64H263ZM7 66V65H6ZM19 66H20V64L18 63V66H17V71H20L21 73H24L23 71V69H18L19 68ZM79 66V65H78ZM159 66V65H158ZM8 67V66H7ZM6 67V68H7ZM12 67V66H11ZM63 67V66H62ZM170 67V66H169ZM178 67V66H177ZM198 67H199V65H198ZM261 68H264V67H262V66H260ZM15 68V67H14ZM31 67L29 66V69H30ZM60 68H61V66H60ZM158 68V67H157ZM162 68V67H161ZM165 68V67H164ZM163 68V69H164ZM189 68V67H188ZM202 68V69H201ZM214 68V67H213ZM246 68V67H245ZM244 68V69H245ZM260 68V69H261ZM2 69V68H1ZM5 69V68H4ZM27 69V68H26ZM108 69V70H109ZM160 69V68H159ZM216 69H217V67H216ZM11 70V69H10ZM15 70V69H14ZM31 70V69H30ZM57 70V69H56ZM111 70V71H112ZM263 70V69H262ZM5 71V70H4ZM13 71V70H12ZM28 71V70H27ZM75 71H77V70H75ZM79 71V70H78ZM105 71V70H104ZM122 71V70H121ZM147 71V70H146ZM160 71H161V69H160ZM165 71V70H164ZM216 71H218V70H216ZM3 72V71H2ZM57 72V71H56ZM107 72H109V71H107ZM126 72V71H125ZM143 72V71H142ZM153 72V71H152ZM242 72V71H241ZM244 72H246V70L244 71ZM0 73H1V71H0ZM5 73H6V71H5ZM26 73V72H25ZM24 73V74H25ZM60 73V72H59ZM123 73V72H122ZM151 73V72H150ZM217 73V72H216ZM4 74V73H3ZM8 74V77L10 76V78H9V80L11 81H9V83L11 84L10 85V87L11 88H9L10 89V91H12V90H16V92H18L19 91V93H21V94H18V95H16V96H12V97H14L12 100H11V102H10V104L12 105L13 104V107H12V111L15 113V115H17L16 113H19V112H24L25 110L27 111V109L26 108H28L29 109V107L27 106L28 104H29V101H31L33 98H34V93H33V89H24V86H26V81L25 82H23V79L22 78H20V76L19 75H17L16 73H14V72H10L9 71V73H7ZM19 74V73H18ZM27 74V73H26ZM25 74V75H26ZM30 74H31V71H30ZM53 74H55V72L53 73ZM57 74V73H56ZM75 74V73H74ZM149 74V73H148ZM23 75V74H22ZM32 75V74H31ZM36 75V76H37ZM211 75H213V74H210V76ZM239 75V74H238ZM35 76V77H36ZM58 76V75H57ZM69 76H70V73H69ZM150 76V75H149ZM152 76V75H151ZM217 76V75H216ZM217 76V77H218ZM7 77V76H6ZM22 77V76H21ZM26 77V76H25ZM28 77H30V76H28ZM81 77V76H80ZM100 77V76H99ZM213 77H215V76H213ZM223 77V78H222ZM52 78V77H51ZM57 78V77H56ZM68 78V77H67ZM145 78V77H144ZM216 78V77H215ZM29 79H31V78H29ZM50 79V78H49ZM69 79V78H68ZM135 79V78H134ZM148 79V78H147ZM152 79V78H151ZM219 78H217V80H218ZM28 80V79H27ZM77 80H79V79H77ZM144 80V79H143ZM191 80V79H190ZM213 80V79H212ZM258 80H264V75H261V73H260V70L258 69V67L257 66H255V67H253L249 72H247V73H244L243 75H241V80L239 79V80H235V81H231L233 84H234V87L235 88H237V90H240L239 91V94L241 95L240 96V98L238 99V100H236V101H234V103L232 104V109H233V113H235V112H238V111H240L241 109H243L244 110V108H246V107H248L249 106V104H250V101L251 100H249V94H248V92H247V84H249L250 82H254V81H258ZM3 81H4V79L3 80H1L0 81V87L3 85ZM75 81V80H74ZM83 80H81L80 82H82ZM88 81V80H87ZM137 81H138V79H137ZM136 80H134V81H132V80H130V81H128L127 82V79H126V77L124 76V74L122 75V74H120V73H118V72H116V73H114L113 74V76H112V79H111V82H109V83H107V86L108 85H110V86H108L110 89H109V91H110V94L112 95V94H118L119 96L125 91V89H126V91H129V89L130 90H136L137 92H138V90H140V87L142 88V84H140V83H138ZM146 82H147V80H145ZM193 81V80H192ZM221 81V80H220ZM229 81V80H228ZM243 81L245 82L244 84V86H242V84H243ZM246 81H248V83H246ZM5 83L7 82V81H4ZM65 82H66V79H65ZM79 82V83H80ZM143 82V81H142ZM149 82V81H148ZM190 82V81H189ZM211 82V81H210ZM215 82V81H214ZM222 82H224V80L222 81ZM236 82V83H235ZM8 83V82H7ZM8 83V84H9ZM60 83V82H59ZM89 83V82H88ZM257 83V82H256ZM50 84V83H49ZM56 84V83H55ZM152 84V83H151ZM215 84V83H214ZM218 84H219V82H218ZM218 84H216V85H218ZM228 83H225V86H224V91L226 90V89H228ZM230 84V83H229ZM255 84V83H254ZM35 85V84H34ZM33 85V86H34ZM40 85V84H39ZM79 85H82V84H79ZM78 85V86H79ZM89 85V84H88ZM146 85H147V83H146ZM195 85V84H194ZM213 85V84H212ZM216 85H215V87H216ZM261 85V84H260ZM53 86V85H52ZM77 86V87H78ZM83 86H84V84H83ZM173 86V85H172ZM214 86V85H213ZM213 86H212V91L214 92V93H216L215 95H217V94H219V95H217V97L216 98H214L213 99V97H212V99H211V101L208 103V105H205L206 103V101L205 102H203V103H205L204 104V106H206V108H205V110L203 111V112H200V113H197V111L196 112H194V110L195 109H191V111L188 113V119H187V122H186V124H187V128H186V130L182 133L181 132V134H179L177 137H173V138H171V140H168V141H166L167 139H166V137H167V135L168 134H166V133H162V135H160L159 134V136L156 138V139H154V141L156 142L155 144H157L158 143V145H159V143H163L164 142V144L163 145H161V146H159L158 148H157V150H155V151H153V152H151V153H148L147 155H145L144 157H142V158H140L138 155L140 154V152H142L143 151V149L145 148H143L142 147V149L141 148H139L136 152H134L132 155H131V162H130V165H128L129 167H128V171L127 172H129L130 173V175L128 176V178H127V180H126V177H125V179H122V181L120 180V182H118V181H116V182H114V183H112V185L111 186H109L108 188H107V190L101 195V194H99V195H101V196H99L98 195V197H94V203H93V205H94V207H96V208H98V207H100L101 206V204L103 205V203L105 202V201H107V199H109L110 197H111V195L114 193V192H122L121 190L123 189V187L125 186V184L126 183H130V181L131 180H133V179H131V177H132V175H131V171H136V172H138V170H141L140 168H139V166L140 165H142V166H145V170H144V172H143V177H142V183H144V181L145 180H148L145 184H141V185H135V184H133L134 185V187H135V190H133V192L132 193H129V195H125V196H122L121 197V200H119V205H118V207H119V209L121 208V211L124 213L125 212V210H127L129 207H132L133 208V206H137V204H138V202H139V199L141 198V197H144V195L147 193V189H148V187L149 188H151L152 190H153V193H154V195H152L151 193V196H154L153 197V202L155 201V203H154V205L153 204H149L150 206H147L148 208H145V210L146 211H148L149 213H151L153 216H154V218H152V219H156V220H158L159 218L158 217H160V216H165L166 218L163 220L164 222H165V225L164 226H160V225H156V227H155V229H159V230H161L160 232H161V238L162 239H164V238H166V240H171L170 238L173 236V234H174V228L177 226V224H178V221H179V218H178V215L177 214H175L174 213V211H170V213H167V216L166 215H164L163 213L165 212V211H163L164 209H165V204H166V198H167V196H168V193H169V189H170V187L168 186V182H167V180H166V174H169V172H170V170H172V169H177V170H181L182 168H184L183 167V163L180 161V158H181V155L182 154H186V153H188L187 154V157L188 158H192V157H195V158H197V160H196V163H195V166L193 167V168H188L189 169V171H191V172H193V173H189L188 175H193V174H195L196 173V167H200V165L201 164H199L198 163V160L200 159V158H204L205 159V165H207V166H211V164H213L214 162H213V159L211 158V156H210V151L208 150V149H205V147L208 145V143L210 142V139H211V134H215V132L217 131V129L218 128H220V126H222V125H224L225 123H226V118L229 116V113H227L228 111H226V109H225V106H224V99H225V97L221 94V93H219L220 92V90H217V89H215V88H213ZM255 86V85H254ZM3 87V86H2ZM27 87V86H26ZM50 87V86H49ZM54 87V86H53ZM74 87V86H73ZM76 87V86H75ZM76 87V88H77ZM84 87H86L85 89H84V91L82 90V92L81 93H79V94H76V95H72L71 94V96L68 94V96L66 97V96H64L63 97V99L62 98H60V96L62 95V94H64V92L59 96V98L60 99H62V102L60 103V105H58L59 106V108H58V106H56L58 109V112H59V114H60V116L59 117H61V119L63 120V122L61 121V127L59 126V127H55L54 129H52V131L50 130V128H53V127H50V125H51V122H52V119L50 118V116H48V115H46V113L45 112H47V110H45V112L44 113H40L39 115H37V116H33L32 118H29V119H27V120H25V122L23 123V127L21 126V129H20V131H19V133L17 134V135H15V136H12V135H7L6 134V136H5V138L4 137H2V138H4V139H0L1 141H0V148L1 147H6V148H8L9 150L8 151H10L8 154H9V158L8 159H6L3 163H2V168H1V172H2V175H4V177L2 178L3 179V181L5 182L6 181V185H5V188H4V191L2 192V194H1V203L3 202V203H5V202H7V201H9L10 200V198H11V195H14L13 193H16V191H19V189L24 185V183H26L27 182V177H25V176H22L21 175V173H20V170H19V168H17L18 166H17V164L20 162V159L21 158H26V157H29V156H32V157H34V158H36L37 156H35L36 155V153L37 152H40V149L41 148H44L43 146H46V144L51 140V143H52V139L53 138H55V136H57L56 134V132H59L61 129H65L66 131H68L69 133H71L72 132V130L75 128V127H80V125H76L74 122V119H75V117H76V105L78 104L79 105V103H77L78 102V100H79V102L81 101V100H85V98H89V96H90V90H89V87H87V86H84ZM107 87V88H108ZM148 87V86H147ZM189 87V86H188ZM251 87V86H250ZM249 87V88H250ZM33 88V87H32ZM62 88V87H61ZM60 88V89H61ZM83 88V87H82ZM93 88V87H92ZM106 88V87H105ZM195 88V87H194ZM37 89H38V87H37ZM42 89V88H41ZM59 89V90H60ZM66 89V88H65ZM102 89V88H101ZM100 88H99V91L101 90ZM163 89V88H162ZM223 89H222V92H223ZM18 90V91H17ZM72 90V89H71ZM96 90V89H95ZM143 90V89H142ZM208 90V91H207ZM23 93H22V92ZM80 91V90H79ZM78 91V92H79ZM98 91V90H97ZM96 91V92H97ZM9 92V91H8ZM13 93L15 92V91H12ZM57 92H59V91H57ZM56 92V93H57ZM76 91H75V89H74V93H75ZM144 92H146V91H144ZM164 92V91H163ZM6 93V92H5ZM42 93V92H41ZM67 93V92H66ZM71 93V92H70ZM73 93V94H74ZM100 93V92H99ZM141 93V92H140ZM193 93V92H192ZM212 93V92H211ZM255 93V92H254ZM9 94V93H8ZM8 94H5V96L6 95H8ZM17 94V93H16ZM127 94V93H126ZM134 94H136V92L134 93ZM138 94V93H137ZM141 94H143V93H141ZM147 94H148V90H147ZM159 94V93H158ZM3 95V94H2ZM65 95V94H64ZM92 95V94H91ZM95 95V94H94ZM128 95V94H127ZM139 95V94H138ZM152 95V94H151ZM160 95V94H159ZM159 95H158V97H159ZM165 95V94H164ZM192 95V94H191ZM5 96H3V97H1L0 98V100L1 101H3L4 100V98H6ZM126 96V95H125ZM157 96V95H156ZM93 97V96H92ZM95 97V98H94ZM93 97V99H92V101L90 102V104L89 105H87L86 107H87V112H88V119H94V120H100L101 118H102V116H103V114H104V110H105V107L106 106H104V104H105V100L104 99H106L105 97H102V98H100V97H97V96H94ZM108 97V96H107ZM114 97V96H113ZM215 97V96H214ZM9 98V97H8ZM112 98V97H111ZM137 98V97H136ZM142 98V97H141ZM161 98V97H160ZM254 98V97H253ZM55 99V98H54ZM58 99V98H57ZM118 99V98H117ZM116 99V100H117ZM134 99V98H133ZM153 99V98H152ZM202 99V98H201ZM257 99V98H256ZM34 100V99H33ZM32 100V101H33ZM86 100H89V99H86ZM85 100V101H86ZM116 100H114V101H116ZM131 100V99H130ZM135 100V99H134ZM133 100V101H134ZM154 100V99H153ZM162 100H163V98H162ZM164 100H166V97L164 98ZM180 100V99H179ZM258 100V99H257ZM57 102H58V100H56ZM158 101V100H157ZM201 101V100H200ZM204 101V100H203ZM256 101V100H255ZM141 102V101H140ZM144 102V101H143ZM152 102V101H151ZM193 102V101H192ZM257 102V101H256ZM4 103V102H3ZM6 103H9V102H6ZM5 103V104H6ZM50 103V102H49ZM142 103V102H141ZM148 103V102H147ZM184 103H186V102H184ZM197 103H198V101H197ZM196 103V104H197ZM47 104V106H48V103H46ZM57 104V103H56ZM82 104V103H81ZM128 104V103H127ZM149 104V103H148ZM182 104V103H181ZM8 105V104H7ZM129 105V104H128ZM152 105V104H151ZM180 105V104H179ZM6 106V105H5ZM32 106H33V104H32ZM174 106V105H173ZM176 106V105H175ZM181 106V105H180ZM191 106V105H190ZM194 106V105H193ZM192 106V107H193ZM254 106H256V105H254ZM2 107V106H1ZM132 107V106H131ZM179 107V106H178ZM177 107V108H178ZM37 108H38V106H37ZM42 108H44V107H42ZM186 108H190L189 106L188 107H186ZM198 108V107H197ZM32 109V108H31ZM135 109V108H134ZM40 110V109H39ZM51 110V109H50ZM78 110V109H77ZM131 110V109H130ZM179 110V109H178ZM181 110V109H180ZM249 109H247V111H248ZM9 111H11V110H9ZM29 111H31V110H28V112ZM125 111H127V110H125ZM144 111V110H143ZM146 111V110H145ZM183 111V110H182ZM188 111V110H187ZM186 111V112H187ZM252 111V110H251ZM259 111V110H258ZM4 112V111H3ZM32 112H34V111H32ZM244 112H246V111H244ZM2 113V112H1ZM1 113H0V115H1ZM12 113V112H11ZM27 113V112H26ZM38 113V112H37ZM56 113V112H55ZM82 113V112H81ZM130 113V112H129ZM142 113V112H141ZM182 113H184V112H182ZM262 113V112H261ZM264 113V112H263ZM4 114H6L5 112H4ZM56 114H58V113H56ZM84 114V113H83ZM245 114V113H244ZM20 114H18V116H19ZM22 115V114H21ZM27 115V114H26ZM28 115H30V113L28 114ZM78 115H80V114H78ZM231 115V114H230ZM2 116H3V114H2ZM12 116V115H11ZM17 116V117H18ZM126 116V115H125ZM174 116V115H173ZM262 117H263V115H261ZM19 117H22V116H19ZM23 117H24V115H23ZM31 117V116H30ZM55 117H56V115H55ZM79 117V116H78ZM81 117V116H80ZM85 117V116H84ZM135 117V116H134ZM149 117V116H148ZM184 117V116H183ZM236 117H237V115H236ZM241 117H243V116H241ZM245 117V116H244ZM250 117V116H249ZM77 118V117H76ZM133 118V117H132ZM185 118V117H184ZM229 118V117H228ZM227 118V119H228ZM246 118V117H245ZM244 118V119H245ZM254 118V116L251 118V119H253ZM9 119V118H8ZM8 119H6V120H8ZM55 119V118H54ZM60 119V118H59ZM240 119V118H239ZM250 119V118H249ZM248 119V120H249ZM257 119V118H256ZM255 119V120H256ZM5 120V119H4ZM13 120V119H12ZM21 120V119H20ZM180 120V119H179ZM238 120V119H237ZM242 120L243 119H241L240 121H241V123H242ZM254 120V119H253ZM259 120V119H258ZM80 121V120H79ZM81 121H83V120H81ZM116 121V120H115ZM252 121V120H251ZM257 121V120H256ZM4 122V121H3ZM58 122V121H57ZM113 122V121H112ZM140 122H143V121H141L140 120ZM258 122V121H257ZM262 122V121H261ZM261 122H259V123H257L256 124V126L257 127H260L261 129V132L264 134V122L261 124ZM14 123V122H13ZM19 123V122H18ZM17 123V124H18ZM21 123H22V121H21ZM183 123V122H182ZM240 122H239V124H241ZM0 124H2V123H0ZM59 124V125H60ZM80 124V123H79ZM141 124V123H140ZM143 124H145V123H143ZM235 124V123H234ZM244 124V123H243ZM249 124V123H248ZM251 124V123H250ZM3 125V124H2ZM20 125V124H19ZM139 125V124H138ZM138 125H136V127H138ZM4 126V125H3ZM52 126V125H51ZM74 126V127H73ZM146 126V125H145ZM145 126H143V129H144V127ZM167 126V125H166ZM168 126H170V125H168ZM230 126V125H229ZM238 126V125H237ZM240 126V125H239ZM244 126V125H243ZM255 126V124L253 125V127ZM10 127V126H9ZM8 127V128H9ZM15 127V126H14ZM135 127V126H134ZM133 127V128H134ZM232 127H233V124H232ZM241 128H242V126H240ZM250 127V126H249ZM252 127V128H253ZM6 128V127H5ZM18 128V127H17ZM140 128V127H139ZM156 128V127H155ZM236 128V127H235ZM255 128V127H254ZM252 129V131L250 130V128H249V130L252 132H250V131H247L245 134H249V133H251V135H249V136H246L245 134H243V132H242V134L239 136L238 135V139L236 140L235 138V145L236 146H234V145H232L231 146V148L227 151L228 153H229V155H230V159L232 160V164L231 165H228L227 167H224V166H226V162H225V160H221L218 164H216V165H214V166H212V167H210L211 168V172L212 173H214V172H218L219 170H221V168L222 167H224L225 168V173H226V176H227V181L229 180V179H231L232 181H235L233 184H229V185H227V189L225 190V192L223 193V194H221V195H212V204H211V207H210V209L215 213L214 214V216L212 217V222L210 223L211 225L209 226V227H205L206 228V230L202 233L201 232V234H198L199 236H197V239H198V241L201 243V244H199V242L196 244V242H195V247H196V245H202V247L204 248V249H206V250H210V252L212 253V255L215 257V259L218 261V264H264V179L263 180H261L262 179V177L264 176V158H263V160H262V162H258V164H256L255 165V162H256V160H258V159H256L257 158V156H259V155H261L262 154V152H264L263 151V149H262V151L258 154V155H254L253 157H249L250 155H253V153H255V152H257V150L262 146L261 144L260 145H258V146H256L255 147V149L252 151V152H245V154H240V150L243 148V147H245V145H248L247 143V141H250L249 139H250V137H252V138H255L254 136H257L256 134V129ZM76 129V128H75ZM78 129V128H77ZM138 129V128H137ZM165 129V128H164ZM169 129V128H168ZM227 129V128H226ZM237 129H238V127H237ZM245 129V128H244ZM3 129L2 128H0V132L2 131ZM9 130H11V129H9ZM64 130V131H65ZM79 130V129H78ZM88 130V129H87ZM124 130V129H123ZM170 130V129H169ZM173 130V129H172ZM172 130H171V132H169L168 131V133L170 134V133H172ZM236 130V129H235ZM7 131V130H6ZM18 131V130H17ZM125 131V130H124ZM127 131V130H126ZM138 131V130H137ZM144 131H145V129H144ZM233 131V130H232ZM239 131H241V129L239 130ZM243 131H245V130H243ZM3 132V131H2ZM8 132V131H7ZM12 132V131H11ZM76 133H74V134H78L79 133V131H75ZM85 132V131H84ZM119 132V131H118ZM206 132V133H205ZM228 132V131H227ZM257 132H259V131H257ZM14 133V132H13ZM86 133V132H85ZM123 133V132H122ZM121 133V134H122ZM125 133V132H124ZM142 133V132H141ZM204 133V134H203ZM237 133V132H236ZM235 133V134H236ZM238 133H240V132H238ZM5 134V133H4ZM3 134V135H4ZM12 134V133H11ZM150 134V133H149ZM201 134H203L202 136H200ZM230 134H231V131H230ZM233 134V133H232ZM260 134V133H259ZM113 135V134H112ZM237 135V134H236ZM124 136V135H123ZM156 136V135H155ZM1 137V136H0ZM67 137H68V135H67ZM82 137V136H81ZM119 137V136H118ZM117 137V138H118ZM213 137V141H214V144L215 145H221L222 143H223V138H225L223 135H217V134H215V136H212ZM259 137V136H258ZM123 138V137H122ZM121 138V139H122ZM149 138V137H148ZM155 138V137H154ZM116 139V138H115ZM127 139V138H126ZM170 139V138H169ZM100 140V139H99ZM120 140V139H119ZM212 140V139H211ZM252 140V139H251ZM57 141V140H56ZM56 141H54V143L56 142ZM67 141V140H66ZM97 141V140H96ZM103 141V140H102ZM146 141V140H145ZM144 141V142H145ZM212 141V142H213ZM104 142V141H103ZM148 142V141H147ZM57 143V142H56ZM59 143V142H58ZM94 143H95V141H94ZM112 143V142H111ZM120 143V142H119ZM149 143H151V142H149ZM190 143V144H189ZM53 144V143H52ZM60 144H62V143H60ZM96 144V143H95ZM94 144V145H95ZM110 144V143H109ZM131 144V143H130ZM152 144V143H151ZM154 144V145H155ZM184 144V145H183ZM185 144H188V146H186ZM264 144V143H263ZM59 145V144H58ZM101 146H102V143L100 144ZM143 145H144V143H143ZM150 145V144H149ZM227 145H228V143H227ZM47 146H48V144H47ZM50 146V145H49ZM54 146H56V145H54ZM63 146V145H62ZM90 146H93V144L92 145H90ZM120 146V145H119ZM148 146V145H147ZM151 146H153V145H151ZM180 146V148L182 147V149H179V152H176V150H177V148ZM264 146V145H263ZM88 147H89V145H88ZM99 147V146H98ZM111 147V146H110ZM126 147V146H125ZM227 147V146H226ZM54 148V147H53ZM56 148V147H55ZM58 148H59V146H58ZM105 148V147H104ZM113 148V147H112ZM150 148V147H149ZM149 148H147V149H149ZM203 148V151L198 155L196 152L197 151H199V150H201ZM223 148V147H222ZM225 148V147H224ZM223 148V149H224ZM3 149V148H2ZM49 148L47 147V150H48ZM52 149V148H51ZM94 149V148H93ZM106 149H109V148H106ZM117 149V148H116ZM45 150V149H44ZM47 150H45V151H47ZM50 150V149H49ZM58 150V149H57ZM60 150H61V148H60ZM85 150V149H84ZM102 150H103V148H102ZM109 150H111V149H109ZM135 150V149H134ZM152 150V149H151ZM52 151H55V150H52ZM64 151V150H63ZM86 151H87V149H86ZM89 151V150H88ZM97 151V150H96ZM108 151V150H107ZM120 151V150H119ZM148 151V150H147ZM242 151V150H241ZM75 152V151H74ZM92 152H94V151H92ZM99 152V151H98ZM104 152V151H103ZM11 153V154H10ZM40 153H43V152H40ZM52 153H54V152H52ZM56 153V152H55ZM61 153V152H60ZM64 153V152H63ZM77 153V152H76ZM100 153V152H99ZM98 153V154H99ZM105 153V152H104ZM128 153V152H127ZM199 153V152H198ZM45 154V153H44ZM66 154V153H65ZM65 154H62V155H65ZM88 155H89V153H87ZM90 154H92V153H90ZM128 154H130V153H128ZM264 154V153H263ZM55 155V154H54ZM53 155V156H54ZM71 155H73V154H71ZM70 155V156H71ZM75 155V154H74ZM87 155V156H88ZM94 155V154H93ZM167 155H169L170 156V158H169V160H171V161H173V162H169V163H167V164H165L164 162H163V159H166V157H167ZM43 156V155H42ZM41 156V157H42ZM58 156V155H57ZM66 156V155H65ZM98 156V155H97ZM120 156H122V155H120ZM264 156V155H263ZM7 157V156H6ZM31 157V158H32ZM44 157V156H43ZM55 157H56V155H55ZM54 157V158H55ZM59 157V156H58ZM68 157V156H67ZM66 157V158H67ZM103 157H104V154H103V156H101V155H99L98 157H94V158H92L91 157V159H89V160H87V158H86V162H85V164L83 163V165H81V169H79V171L76 173V174H73V175H75V176H73L72 177V181H73V183H80V185H82V183L85 185V187L86 186H88L89 187V185H91V183H90V181L88 180V178L89 177H91L92 175L93 176H97L98 175V173L100 172V171H102V169H103V167L105 166V164H103L102 163V160H103ZM119 157V156H118ZM124 157V156H123ZM125 157H126V155H125ZM139 157V158H138ZM2 158H4V157H1L0 158V160H1V162H2ZM30 158V157H29ZM45 158H48V159H51V158H53L52 157V154H48ZM70 158V157H69ZM108 158V157H107ZM259 158H260V156H259ZM38 159H40V157H38V158H36V160L38 161ZM60 159V158H59ZM72 159V158H71ZM215 159V158H214ZM223 159V158H222ZM22 160V159H21ZM26 160V159H25ZM32 160V159H31ZM41 160V159H40ZM55 160V159H54ZM65 160H67V159H65ZM85 160V159H84ZM110 160H112V158L110 159ZM127 160H129V159H127ZM51 161H53V160H51ZM50 161V162H51ZM23 162V161H22ZM25 162V161H24ZM28 162V161H27ZM29 162H30V160H29ZM44 162V161H43ZM54 162V161H53ZM60 162H61V160H60ZM63 162V161H62ZM72 162H74V159H73V161ZM113 162V161H112ZM31 163H33V162H31ZM42 163V162H41ZM57 163V162H56ZM20 164V163H19ZM18 164V165H19ZM35 164V163H34ZM47 164V163H46ZM50 164H52V163H50ZM60 164V163H59ZM59 164H57V165H59ZM64 165H65V163H63ZM63 164H62V166H63ZM194 164V163H193ZM22 165V164H21ZM28 165V164H27ZM42 165V164H41ZM73 165V164H72ZM124 165V164H123ZM20 166V165H19ZM31 166V165H30ZM45 166H48V165H45ZM53 166V165H52ZM67 166V165H66ZM116 166H117V164H116ZM141 166V167H142ZM187 166V165H186ZM250 166H251V169H250ZM24 167H25V165H24ZM33 167V166H32ZM35 167V166H34ZM59 167H60V165H59ZM64 167V166H63ZM110 167V166H109ZM127 167V166H126ZM26 168H28V167H26ZM40 168V167H39ZM44 168V167H43ZM42 168V169H43ZM46 168H48V167H46ZM54 168V167H53ZM52 168V169H53ZM55 168H56V166H55ZM62 168V167H61ZM78 168V167H77ZM107 168V167H106ZM25 169V168H24ZM33 169H35V168H33ZM65 169V168H64ZM63 169V170H64ZM67 169H68V167H67ZM66 169V170H67ZM69 169H70V166H69ZM46 170H48V169H46ZM60 170V169H59ZM63 170H62V172H63ZM66 170H65V172H66ZM130 170V171H129ZM32 171V170H31ZM69 171V170H68ZM73 171V170H72ZM105 171V170H104ZM210 171V170H209ZM39 172H40V169H39ZM47 172V171H46ZM52 172V171H51ZM139 172H141V171H139ZM183 172V171H182ZM185 172V171H184ZM187 172V171H186ZM73 173H75V172H73ZM108 174H109V172H107ZM106 173V174H107ZM124 173V172H123ZM157 173H159V174H165V175H163V176H160V177H163L164 179L163 180H165V182H164V184H162V182L160 183V182H155L154 180H149V179H152L153 178V174H157ZM207 173H209V172H207ZM224 173V172H223ZM224 173V174H225ZM244 173V174H243ZM23 174V173H22ZM37 174V173H36ZM60 174V173H59ZM122 174V173H121ZM125 174H126V172H125ZM124 174V175H125ZM136 173H134V175H135ZM215 174V173H214ZM239 174H242V176L241 177H239V179L238 180H235V177H237ZM54 175V174H53ZM61 175V174H60ZM127 175H128V173H127ZM139 175V174H138ZM141 175V174H140ZM139 175V176H140ZM196 179H195V181H198L197 183H199L200 181L199 180H201L202 179V177H201V175H198V173H196ZM243 175H244V177H243ZM66 176H67V174H66ZM66 176H65V178L64 179H67L68 178V176H67V178H66ZM93 176L91 177V178H93ZM99 176H100V174H99ZM105 176V175H104ZM115 176V175H114ZM118 176V175H117ZM122 176V175H121ZM152 176V178H150ZM187 176V175H186ZM203 176V175H202ZM206 176H208V174L206 175ZM221 176V175H220ZM30 177V176H29ZM39 177V176H38ZM42 177V176H41ZM49 177V176H48ZM54 177H56V175L54 176ZM57 177H59V176H57ZM209 177V176H208ZM207 177V178H208ZM243 177V178H242ZM105 178H106V176H105ZM121 178V177H120ZM211 178V177H210ZM261 178V179H260ZM63 179V180H64ZM97 179H98V177H97ZM109 179H111L112 180V178H109ZM116 179V178H115ZM137 179V178H136ZM158 179V178H157ZM156 179V180H157ZM159 179H161V178H159ZM217 179H219V177L217 178ZM216 179V180H217ZM49 180V179H48ZM207 180H210V179H206V181ZM2 181V180H1ZM0 181V182H1ZM47 181V180H46ZM53 181V180H52ZM57 181V180H56ZM55 181V182H56ZM96 181V180H95ZM161 181V180H160ZM195 181H192L189 185H187V183H188V181H186L185 180V186L183 187V190H182V192H181V190H180V192L181 193H179V196L177 197L179 200L181 199V198H183V196L184 197H186V196H188L190 193H192V191H193V188L194 187H197L196 185L194 186V183H195ZM58 182V181H57ZM67 182V181H66ZM93 182V181H92ZM102 182V181H101ZM175 182V181H174ZM204 182V181H203ZM47 183V182H46ZM58 183H60V181L58 182ZM58 183H56V184H58ZM71 183V182H70ZM132 183H133V181H132ZM131 183V184H132ZM139 183H141L140 181H139ZM210 184H211V181L209 182ZM27 184V183H26ZM25 184V185H26ZM51 184V183H50ZM72 184V183H71ZM200 184V183H199ZM210 184L208 185L209 187H210ZM250 185L251 187H253L254 188V191H256V193H255V195H249V189L247 188V191L245 192V187H246V185ZM43 185V184H42ZM41 185V186H42ZM132 185V186H133ZM202 185V184H201ZM207 185V184H206ZM2 186V185H1ZM47 186V185H46ZM74 185L72 184V187H73ZM78 186V185H77ZM99 186V185H98ZM103 186V185H102ZM128 186V185H127ZM131 186V187H132ZM199 186V185H198ZM207 186V188L206 189H208L209 187ZM250 186H249V188H250ZM71 187V186H70ZM80 187V186H79ZM84 187V188H85ZM90 187H92V186H90ZM107 187V186H106ZM129 187H130V184H129ZM202 187V186H201ZM200 187V188H201ZM215 187V186H214ZM44 188V187H43ZM46 188V187H45ZM53 188V187H52ZM69 188V187H68ZM83 188V187H82ZM93 189H95V187H92ZM104 188V187H103ZM128 188V187H127ZM213 188V187H212ZM38 189V188H37ZM41 189V188H40ZM47 189V188H46ZM50 189H51V187H50ZM75 189V188H74ZM80 189V188H79ZM87 189V188H86ZM85 189V190H86ZM89 189H91V188H89ZM89 189H87V190H89ZM134 189V188H133ZM180 189V188H179ZM197 189V188H196ZM224 189V188H223ZM24 190V189H23ZM44 190V189H43ZM43 190H41V191H43ZM52 190V189H51ZM70 190V189H69ZM68 190V191H69ZM76 190V189H75ZM96 190V189H95ZM104 190V189H103ZM124 190V189H123ZM131 190H132V188H131ZM200 190V189H199ZM209 190V189H208ZM32 191V190H31ZM36 191V190H35ZM39 191V190H38ZM41 191H39V192H41ZM53 191V190H52ZM56 191V190H55ZM92 190H90V192H91ZM129 191V190H128ZM141 191H143L144 193L142 194V195H140L139 196V194L141 193ZM163 193H162V192ZM196 191V190H195ZM205 191V190H204ZM217 191H218V189H217ZM38 192V193H39ZM49 192V191H48ZM58 192V191H57ZM66 192V191H65ZM87 192V191H86ZM89 192V191H88ZM87 192V193H88ZM149 192V191H148ZM152 192V191H151ZM188 192V193H187ZM200 192V191H199ZM203 192V191H202ZM214 192V191H213ZM223 192V191H222ZM37 193V192H36ZM72 193V192H71ZM78 193V192H77ZM80 193H83V192H80ZM124 193H126V191L124 192ZM184 193V194H183ZM196 193V192H195ZM209 193V192H208ZM216 193V192H215ZM43 194V193H42ZM41 194V195H42ZM46 194V193H45ZM65 194V193H64ZM94 194V193H93ZM117 194V193H116ZM115 194V195H116ZM127 194V193H126ZM183 194V195H182ZM209 194H211V193H209ZM25 195V194H24ZM40 195V194H39ZM40 195V196H41ZM53 195V194H52ZM59 195H61V193L59 194ZM83 195V194H82ZM81 195V196H82ZM90 195V194H89ZM172 195V194H171ZM170 195V196H171ZM207 195V194H206ZM32 196V195H31ZM49 196V195H48ZM54 196V195H53ZM71 196V195H70ZM92 196V195H91ZM113 196V195H112ZM118 196V195H117ZM116 196V197H117ZM146 196H148L147 194H146ZM201 196V195H200ZM16 197H17V195H16ZM20 197H23V196H19V198L17 197L16 199H15V197H13V198H11V202H7V203H11V205H10V207L6 210V211H8L9 213L6 215V218H4V219H6V223H7V229H10L11 231L10 232H12V234H13V232H18L19 233V231L21 230V231H23L24 229H26V228H28V226L30 227V225L33 223V222H35V220H36V218H37V216L38 215H36L35 216V218H34V216H31L32 215V213L31 212H29V213H31V215H30V218H28V217H26L25 219H23L22 218V216H21V219H19V217H18V222L17 223H11L10 221H13L12 219H14L15 218V216H14V213H17V210H20V212H22V213H27L28 211H29V209L31 208V209H35V208H33L34 206H35V204H37L36 203V198L35 199H33V197L30 199V200H28L27 199V204L25 205V206H23L22 205V203H23V201L27 198V197H30V194H27L25 197H24V199H22V198H20ZM46 197V196H45ZM52 197V196H51ZM55 197V199H56V197L57 196H54ZM208 197V196H207ZM247 198V201L245 202L246 203V206H245V208H244V211H241V212H243L240 216H237V214L234 212V210H230V212L228 211L230 208H232L233 206H235V205H237V204H239L242 200H243V198ZM42 198H44V195H43V197ZM47 198V197H46ZM58 198V197H57ZM67 198V197H66ZM75 198V197H74ZM73 198V199H74ZM81 198V197H80ZM87 198V197H86ZM89 198V197H88ZM92 198H93V196H92ZM118 198H120V197H118ZM145 198V197H144ZM147 198V197H146ZM145 198V199H146ZM37 199H39V198H37ZM51 199H53V198H51ZM54 199V200H55ZM69 199V198H68ZM117 199V198H116ZM142 199V198H141ZM40 200H41V198H40ZM49 200V199H48ZM58 200V199H57ZM59 200H61V199H59ZM65 200V199H64ZM205 200V199H204ZM44 200L42 199V202H43ZM50 201V203H51V201H53V200H49ZM56 201V200H55ZM67 201V200H66ZM117 201V200H116ZM148 201V200H147ZM208 201V200H207ZM47 202V201H46ZM86 202V201H85ZM110 202H112L111 200H110ZM118 202V201H117ZM116 202V203H117ZM180 202H181V200H180ZM39 203H41V202H39ZM44 203H45V201H44ZM54 203V202H53ZM67 203V202H66ZM83 203H84V201H83ZM6 204V203H5ZM64 204V203H63ZM69 204V203H68ZM67 204V205H68ZM73 204V203H72ZM82 204V203H81ZM110 204V203H109ZM141 204V203H140ZM147 204V203H146ZM168 204V203H167ZM206 204H208V203H206ZM8 205V206H9ZM45 205V204H44ZM43 205V206H44ZM56 205V204H55ZM70 205V204H69ZM105 205V204H104ZM107 205V204H106ZM139 205V204H138ZM152 205H153V207H152ZM184 205V204H183ZM240 205V204H239ZM6 206V205H5ZM115 206V205H114ZM178 206V205H177ZM205 206V205H204ZM241 206V205H240ZM7 207V206H6ZM49 207V206H48ZM62 207V206H61ZM74 207V205L72 206V207H70L69 208V211L67 212V213H69L68 215H66V213H65V215L63 216V219L61 220V226H62V228H63V230L65 231V230H71V229H73L74 227H75V225H76V221H77V218H78V215H80V214H82V212L83 211H87L89 208H91V206L90 205H88V203H85V204H83L82 206H80V209H77V208H73ZM110 207H111V204H110ZM117 207V206H116ZM168 207H169V205H168ZM168 207L166 206V210L168 209ZM242 207V206H241ZM41 208V207H40ZM47 208V207H46ZM63 208H64V206H63ZM96 208H94V209H96ZM104 208V207H103ZM140 208V207H139ZM138 208V209H139ZM234 208V207H233ZM239 208V207H238ZM99 209H101V208H99ZM105 209V208H104ZM196 209H198V208H196ZM202 209V208H201ZM242 209V208H241ZM37 210H38V205H37ZM41 210V209H40ZM63 210V209H62ZM67 210V209H66ZM65 210V211H66ZM90 210H92V208L90 209ZM90 210H88V213H89V211ZM108 210V209H107ZM141 210H143V209H141ZM140 210V211H141ZM170 210V209H169ZM169 210H168V212H169ZM171 210H172V208H171ZM176 210V209H175ZM195 210V209H194ZM56 211H58V210H56ZM64 211V212H65ZM102 211V210H101ZM111 211V210H110ZM117 211H118V209H117ZM116 211V212H117ZM135 211H137V210H135ZM207 211H209V208H206L204 211L202 210V212H200V211H198V212H200L198 215H197V218H196V220L195 221H197V222H200L199 220H201L202 218H204L205 217V215H204V213L206 212L207 213ZM19 212V211H18ZM42 212V211H41ZM41 212H39V213H41ZM54 212V211H53ZM59 212H62V211H59ZM91 212V211H90ZM93 212V211H92ZM98 212V211H97ZM100 212V211H99ZM115 212V214H117ZM145 212V211H144ZM144 212H141V213H144ZM196 212H197V210H196ZM239 212H240V210H239ZM6 213V212H5ZM34 213H35V211H34ZM38 213V214H39ZM102 213H104V212H102ZM101 213V214H102ZM119 213V212H118ZM140 213V212H139ZM19 214V213H18ZM42 214V213H41ZM93 214V213H92ZM96 214V213H95ZM99 214V213H98ZM101 214H99V215H101ZM114 214V213H113ZM129 214H130V211H129ZM133 214H135V213H133ZM239 214V213H238ZM3 214H1V216H2ZM16 215V214H15ZM20 215H22V214H20ZM35 215V214H34ZM61 215H63V214H61ZM107 215H108V211H107ZM121 215V213L119 214V216ZM132 215V214H131ZM18 216V215H17ZM53 216V215H52ZM56 216V215H55ZM59 216V215H58ZM81 216V215H80ZM79 216V217H80ZM92 216V215H91ZM95 216V215H94ZM93 216V217H94ZM105 216V215H104ZM103 216V217H104ZM116 216V215H115ZM118 216V215H117ZM130 216V215H129ZM141 216H142V214L139 216V217H137L136 219L135 218H132L130 221V223L131 224H129L128 223V226L126 225V226H124L125 227V229H124V231H126L127 230V232H128V234L131 236V235H133V236H136V233L138 232L137 230H138V228L139 227H141V226H139L140 224H142L141 223ZM143 216H144V214H143ZM149 216V215H148ZM185 216V215H184ZM188 216V215H187ZM88 217H90L89 215H88ZM96 217V216H95ZM102 217V216H101ZM111 217H112V214H111ZM147 217V216H146ZM150 217V216H149ZM162 217V218H163ZM33 218H34V220H33ZM60 218V217H59ZM82 218V217H81ZM87 218V217H86ZM99 217L97 216V220H99L98 219ZM108 218V217H107ZM106 218V219H107ZM110 218V217H109ZM116 218V217H115ZM118 218V217H117ZM120 218V217H119ZM158 218V219H157ZM1 219V218H0ZM47 219H49V221H50V223H51V221L53 222V219L54 218H52V217H48ZM50 219H52V220H50ZM101 219V218H100ZM112 219V218H111ZM180 219H182V218H180ZM2 220V219H1ZM10 220V221H9ZM17 220V219H16ZM59 220V221H60ZM85 220H87V219H85ZM92 220V219H91ZM96 220V221H97ZM126 220H128L127 218H126ZM208 220V219H207ZM37 221V220H36ZM55 221L57 222V220L55 219ZM80 221V220H79ZM94 221V220H93ZM92 221V222H93ZM101 221H103V220H101ZM112 221V220H111ZM116 221V220H115ZM152 221V220H151ZM154 221V220H153ZM190 221H192V220H190ZM189 221V222H190ZM225 221H226V224H225ZM1 222V221H0ZM10 222V223H9ZM15 222V221H14ZM42 222V221H41ZM86 222V221H85ZM87 222H88V220H87ZM100 222V221H99ZM98 222V223H99ZM110 222V221H109ZM107 223V224H110V223ZM116 222H118V221H116ZM119 222H122V221H119ZM167 222V223H166ZM188 222V221H187ZM229 222H231V224H232V227H231V229L229 230L228 228H230V227H228L227 225H229L230 223ZM2 223V222H1ZM58 223V222H57ZM113 223V222H112ZM111 223V224H112ZM155 223V222H154ZM205 223H207L206 221H205ZM4 224V223H3ZM35 224L37 225V223L35 222ZM46 224H47V222H46ZM83 224V223H82ZM90 224H92V223H90ZM101 224H103L102 222H101ZM117 224V223H116ZM119 224V223H118ZM150 224V223H149ZM180 224V223H179ZM178 224V225H179ZM33 225V224H32ZM54 225V228H55V223L53 224ZM80 225V224H79ZM85 225V224H84ZM114 225V224H113ZM113 225H107V226H105L104 228H100L101 230L98 232V234H97V237H95V240L93 241V243L91 244V246L88 248V250L87 251H84V253L86 252L87 253V261H89L91 264H124V263H121V262H119L118 261V259H111V260H109V262L108 263H105V260L107 259V249L108 248H106V240L108 239V238H110V236L113 234ZM145 225H147L146 223H145ZM182 225V224H181ZM200 226H201V224H199ZM198 225V226H199ZM1 226H3V225H1ZM61 226H59V227H61ZM81 226V225H80ZM83 226V225H82ZM151 227H152V225H150ZM185 226V225H184ZM190 226V225H189ZM197 226V227H198ZM42 227V226H41ZM33 228V229H29V235H28V237H23V238H21V239H19V240H17V236H18V234H16L15 236L16 237H13V238H11V239H9L10 238V236H5V238H3L4 239V241H3V244H2V246L0 247V253H2L3 255H2V257H1V259H0V264H34L35 263V261L37 260H41V256L43 255V253L44 254H47L48 255V260H51V262L53 261V264H79V260L78 259H80L79 258V256H78V254H76V256H78V258H73L71 261H67L68 259H67V255L65 256L64 255V253H65V251L63 252L62 250H61V248H63V246H64V244L66 245V243L68 242V240H70L69 239V236H68V234H67V236L65 235V233H64V231L62 232V230L60 229V231L59 230H57V229H52V230H50V231H48V232H45L44 230H42V228ZM53 227V226H52ZM93 227H94V225H93ZM98 228H99V226H97ZM146 227V226H145ZM181 227V226H180ZM185 227H187V226H185ZM4 228V227H3ZM31 228V227H30ZM77 228V227H76ZM81 228V227H80ZM83 228V227H82ZM81 228V229H82ZM90 228V227H89ZM89 228H87V229H89ZM122 228V227H121ZM193 228V227H192ZM201 228H202V226H201ZM23 229V230H22ZM47 229V228H46ZM78 229V228H77ZM76 229V230H77ZM86 229V228H85ZM117 229V228H116ZM145 229V228H144ZM148 229H149V227H148ZM179 229V228H178ZM183 229V228H182ZM197 229V228H196ZM199 229V228H198ZM4 230H6V228L4 229ZM76 230L74 231V232H76ZM94 230V229H93ZM119 229H117V230H115V231H118ZM121 230V229H120ZM146 230V229H145ZM180 230H181V228H180ZM200 230V229H199ZM202 230V229H201ZM1 231V230H0ZM21 231H20V233H21ZM85 231V230H84ZM92 231V230H91ZM114 231V232H115ZM122 231V230H121ZM150 231V230H149ZM175 231H177V230H175ZM195 231H197V230H195ZM9 232V234L11 235V233ZM24 232V231H23ZM43 232H45V233H43ZM67 232V231H66ZM74 232L72 233V234H74ZM82 232V231H81ZM87 232V231H86ZM86 232H84V233H86ZM88 232H90V231H88ZM87 232V233H88ZM94 232H95V230H94ZM144 232V231H143ZM2 233H6V232H2ZM1 233V234H2ZM19 233V234H20ZM77 233H78V231H77ZM117 233H119V232H117ZM141 233V232H140ZM159 233V232H158ZM157 233V234H158ZM191 233V232H190ZM194 233V232H193ZM220 234V236L219 237H221L222 236V238H223V240H222V242H220L218 245V247H216V248H210V239H213L212 237H214V238H216V235L217 234ZM7 234H8V232H7ZM82 234H83V232H82ZM93 234V233H92ZM150 234V233H149ZM152 234V233H151ZM160 234V233H159ZM3 235V234H2ZM14 235V234H13ZM22 235H23V233H22ZM84 235V234H83ZM86 235V234H85ZM189 235V231L187 232V233H185V234H183L182 235V237H179V238H177V239H175V241L173 242V245H174V248L175 249H177L180 245H181V243H182V241L183 240H185V239H190V238H192V236H188ZM193 235V234H192ZM215 235V236H214ZM1 236V235H0ZM12 236V235H11ZM25 236V235H24ZM73 236V235H72ZM88 236V235H87ZM91 236V235H90ZM89 236V237H90ZM93 236V235H92ZM118 236V235H117ZM139 236V235H138ZM146 236V235H145ZM157 236V235H156ZM177 236H180L179 234L177 235ZM185 236V237H184ZM19 237V236H18ZM120 237V236H119ZM137 237V236H136ZM148 237V236H147ZM159 237V236H158ZM218 237V238H219ZM127 238V237H126ZM135 238V237H134ZM153 238H157V237H153ZM77 239V238H76ZM88 239V238H87ZM94 239V238H93ZM124 239V238H123ZM161 239V240H162ZM196 239V240H197ZM1 240V239H0ZM16 240V241H15ZM74 240V239H73ZM77 240H79V238L77 239ZM82 240V239H81ZM91 240H92V238H91ZM129 240H130V237H129ZM153 240V239H152ZM165 240V239H164ZM215 239H213V241H214ZM70 241H72V240H70ZM147 241H149V240H147ZM146 241V243H148ZM155 241V240H154ZM160 241V240H159ZM193 241L194 240H192V245H193ZM77 243H78V241H76ZM152 242V241H151ZM158 242V241H157ZM161 242V241H160ZM76 243V244H77ZM81 243H83V242H81ZM86 243V242H85ZM146 243L145 242H142V244L139 246V249L141 250L142 248H143V250H145V248H144V246L146 245ZM155 243H156V241H155ZM211 243H215V242H212V240H211ZM218 243V242H217ZM216 243V244H217ZM70 245H74V244H71V243H69ZM68 244V245H69ZM113 243H111V245H112ZM148 244H150V242L148 243ZM152 244V243H151ZM168 244H170V243H168ZM183 244V243H182ZM186 244V243H185ZM190 244H191V242H190ZM67 245V246H68ZM82 245V244H81ZM80 245V246H81ZM109 245V244H108ZM189 245V244H188ZM188 245H185V246H188ZM75 246V245H74ZM77 246V245H76ZM83 246H84V244H83ZM124 246V245H123ZM149 246V245H148ZM150 246H152V245H150ZM153 246H154V244H153ZM158 246V245H157ZM168 246V245H167ZM170 246V245H169ZM172 246V245H171ZM214 246V245H213ZM70 247V246H69ZM145 247H147V245L145 246ZM164 247V246H163ZM195 247H193V248H195ZM71 248H72V246H71ZM78 248H80V247H78ZM150 248V247H149ZM166 248V247H165ZM173 248V247H172ZM183 248V247H182ZM190 248H191V246H190ZM189 248V250H192V249H190ZM196 248H198V246L196 247ZM203 248H202V250H203ZM59 249L61 250L60 252H63V254H61L60 252H59ZM66 249V248H65ZM83 248H81V250H82ZM110 249H112V247L110 248ZM150 249H152V248H150ZM187 249V248H186ZM200 249V248H199ZM85 250V249H84ZM154 250V249H153ZM182 250V249H181ZM180 250V251H181ZM69 251V250H68ZM67 251V252H68ZM78 251V250H77ZM113 251V250H112ZM115 251H116V249H115ZM167 251H168V248H167ZM186 251H188V250H186ZM198 251V250H197ZM196 251V252H197ZM72 252H74L73 251V249H72ZM82 252V251H81ZM108 252H110V250L108 251ZM136 252V251H135ZM149 252V251H148ZM169 252V251H168ZM182 252V251H181ZM192 252V251H191ZM194 252V251H193ZM192 252V253H193ZM199 252V251H198ZM69 253H70V251H69ZM68 253V254H69ZM76 253V252H75ZM79 253V252H78ZM83 253V254H84ZM113 253V252H112ZM139 253V252H138ZM170 253V252H169ZM185 253V252H184ZM192 253L190 254V256L192 255ZM208 253V252H207ZM71 254V253H70ZM74 254V253H73ZM124 254H126V253H124ZM144 254V253H143ZM148 254V253H147ZM171 254V253H170ZM173 254V253H172ZM177 254V253H176ZM183 254V253H182ZM193 254H195V253H193ZM202 254H204V253H202ZM209 254V253H208ZM46 255V256H47ZM109 255V254H108ZM117 255V254H116ZM129 255V254H128ZM134 255H136V254H134ZM149 255V254H148ZM179 254H177L176 256H178ZM185 255V254H184ZM198 255V254H197ZM0 256H1V254H0ZM45 256V255H44ZM81 256V255H80ZM130 256V255H129ZM171 256V255H170ZM189 256V255H188ZM193 256V255H192ZM201 256V255H200ZM208 256V255H207ZM210 256V255H209ZM71 257H72V255H71ZM83 257H85V256H83ZM145 257V256H144ZM167 257V256H166ZM174 257V256H173ZM180 257V256H179ZM199 257V256H198ZM212 257V256H211ZM38 258H40V259H38ZM44 258L45 257H43L42 259L44 260ZM70 258V257H69ZM155 258V257H154ZM175 258V257H174ZM182 258V257H181ZM187 258V257H186ZM194 258V257H193ZM213 258V257H212ZM63 259H66L65 261H64V263H62V261H63ZM75 259V260H74ZM83 259V258H82ZM142 259H143V257H142ZM142 259H140V260H138L137 262L135 261V263H133V264H146V262L147 261H145V260H142ZM150 259V258H149ZM164 259V258H163ZM173 259V258H172ZM177 259V258H176ZM180 259V258H179ZM209 259V258H208ZM46 260V259H45ZM78 260V261H77ZM130 260V259H129ZM160 260V259H159ZM178 260V259H177ZM185 260V259H184ZM188 260V259H187ZM205 260V259H204ZM210 260V259H209ZM208 260V261H209ZM87 261H86V263H87ZM107 261H108V259H107ZM151 261V260H150ZM196 261V260H195ZM50 262V261H49ZM50 262V263H51ZM151 262H153V260L151 261ZM151 262H149L150 264H151ZM163 262V261H162ZM169 262H171V260L169 259ZM174 262V261H173ZM184 262V261H183ZM186 262V261H185ZM199 262V261H198ZM214 262H216V261H214ZM41 263V262H40ZM81 263V262H80ZM157 263V262H156ZM167 263V262H166ZM179 263V262H178ZM177 263V264H178ZM182 263V262H181ZM204 263V262H203ZM37 264H38V262H37ZM44 264V263H43ZM46 264H47V262H46ZM130 264H131V262H130ZM158 264H159V262H158ZM174 264H176V263H174ZM194 264V263H193ZM197 264V263H196ZM209 264V263H208Z\"/></svg>", "mask_w": 264, "mask_h": 264}]
</instances>
